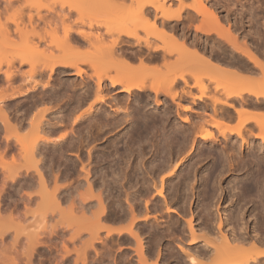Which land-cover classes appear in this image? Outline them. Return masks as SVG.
<instances>
[{
  "label": "rangeland",
  "instance_id": "obj_1",
  "mask_svg": "<svg viewBox=\"0 0 264 264\" xmlns=\"http://www.w3.org/2000/svg\"><path fill=\"white\" fill-rule=\"evenodd\" d=\"M23 1V2H22ZM57 0H41L40 1V4L38 5V6H36V7H34V6H28V4L26 3V1H24V0H17V1H14V2H12L11 4L12 5H9L6 1H4V0H0V91L2 92L3 90H4V92H2V93H8V92H10V90H11V88H15L12 92H10V93H8V94H11V93H13V92H17V90H18V92L17 93H20L21 91H25V90H27V88H28V91L29 92H27V95L26 94H20V95H17L16 96V98L14 97V98H11V99H7L6 101H5V104L7 105H5V109H7V110H10V111H7V112H9L8 114H9V116L11 117V120L10 121H12L11 123L12 124H18V127L19 128H21L20 130L19 129H17L16 131H18L20 134V137H22L21 135H23V133L25 132V131H29V127H30V120L29 119H31L32 117H39V115H40V113H41V111H42V114H43V116H42V114L40 115V116H42L44 119H42V121H41V124L42 123H44L45 121H47L48 122V119L50 120L49 122L52 124L53 122V125L51 126L52 128L54 127V128H57L56 129V132L58 133V135H60V133H67V132H69V130H70V132L69 133H67V134H72L73 135V137H72V139H74V140H70V144H68L69 143V141L67 142V143H59L58 141H56V139H54V141H56L55 143H51V142H49L50 144H48V145H45V143H41V144H39L38 146L40 147H38V149H37V143L39 142V140L38 141H36L35 143L34 142H32V144H33V147L30 145V140H31V137L32 138H36L37 136L36 135H34V136H32L31 134H32V131H29V132H27V134L28 133H30L29 135H30V137L28 136V140H27V142H26V140L24 141V135H23V137H22V139H18V138H20V137H18L17 136V139L19 140H17V142H15V143H18V144H15L14 142H13V140L15 141L16 139H14L15 137H16V134H15V130H14V134L13 133H7V132H10V131H13L12 129H8L7 128V126H6V124L4 123V121H1L0 120V191H1V188H2V186H3V190L1 191V192H3V194L1 193V195L3 196L2 197V202H3V207L6 209V210H4V211H1V214H4L3 216H5L6 218H8L7 216V214L9 213L10 214V212L11 211H9L8 209H11V208H13V199L14 198H16V199H18V198H20L22 195H24L25 193L24 192H26V191H24V189H23V191H20V194H19V192H18V194L15 192V195H14V192H11L13 189L15 190V187H14V182L13 181H9L10 179H7V173H6V171H7V169H5L7 166L8 167H12V166H22L23 165V167H21L22 169L23 168H25L26 169V167H29L30 165H31V162L28 160V158H26L25 156H26V154L28 153L27 151H24V150H26V147L25 146H28V148L30 147V149H32V150H36V153H37V155H39L40 153H38V151L39 152H41V150L42 149H44L46 152H44V150H43V152L40 154V163H39V165H40V167L42 166V169H43V171H45L46 170V172H49L50 170H52V171H50L51 173L53 172V175L55 174V172L57 171V170H60V171H57V176H58V181H59V183H61L64 187L66 186V187H70V190L69 191H71V192H73V194L71 193V195L70 196H72V197H70V199L69 198H67V199H69V201L68 200H64V202H62V200H61V203H60V207H57L55 204V206L54 205H52L51 206V203L48 205V208H47V210L45 209V211H47L46 212V216H45V212H44V216L46 217V219H44L45 217H43V219H41L42 221L40 222V225H41V227H40V225H34L33 223H34V219L33 218H31V219H27L26 220V214H28V213H26L25 214V212H27L26 210H25V212L23 213V215H21V213L24 211L23 210V208H24V204L22 205V201H18V204H19V206H18V208H17V210L18 209H20L21 210V205L23 206L22 207V211H21V213H20V211L18 210V211H14V212H18V213H13V219H16L17 217V219L15 220V223L14 222H9V220H8V222H9V224H8V222H7V219L5 218V221H1V220H4V219H1L0 218V232H2V233H4L5 235H4V240H5V242H4V244L6 243L7 245H9V247H10V245L11 244H9V243H12L13 244V242H16V241H13L12 239H13V237H15V235L17 234V230L19 229V228H21V229H19L18 231H20V230H22L21 232H22V234H24L23 233V231L25 232H27V230H31V229H33V230H38L39 229V227H40V230H38V234H39V232H41L40 234H39V236L38 237H40L41 235H42V237H40L39 239L40 240H43L42 241V244H40L39 243V245L38 246H36V249H35V253H34V255L32 256L33 257V262L32 263H30V264H110V263H114V264H138L137 263V261H136V258H137V256H136V251L134 252V250H135V248H134V245H133V243L135 242V241H130L129 239H131V236L129 237V236H127V233H125L126 234V236L124 235V236H120V234H117V232L115 233V232H113V234L112 235H110V234H108L109 236H107L106 234L108 233L107 232V230H105V228H100V230H97V229H95V228H97L96 226L98 225V228H99V224H104V223H106V224H112L111 226H114L115 224H117V223H120V224H122L123 226H126V223H127V221L129 220H127L126 218H130L131 219V216L129 215V212H127V211H130V210H128V209H130V205L131 204H133L132 206H134L135 207V205H134V202L136 203V199H137V194H136V191H137V189L139 190H141V185H143V184H147V180H149V182H150V187H152V185H153V187L152 188H150L149 189V192H147V190H144V192L142 193V201H141V203H144L145 201V199H147V197H146V194L148 195V199L150 198V201L152 200L153 202H157V203H159L160 204V202L162 203L163 201H165L164 200V198L162 199V196L160 197V195L158 194V193H156L157 192V190L156 189H160V187H161V178H160V175H162V176H164L165 175V177L168 175V173H169V171H170V167H173V165L175 164V163H177V162H179V163H181L182 165L180 166V168H179V170H178V172L179 173H182L183 175H185L184 174V172H186V176H184V178H183V175L181 176V177H179L180 176V174L177 172L176 173V175L174 174V175H172L171 177L169 176H167V179H166V181H168V182H166V184H165V188H166V186H167V188L166 189H164V191H165V193H166V197L168 198V200H167V203L169 204V206H171V207H174V209H177V211H178V213H180V214H178L177 212H171V213H173L172 215H171V213L170 212H166V210H164V207H165V209H166V205H165V203H166V201H165V203H164V205L162 206L163 208H161V207H159V208H161V210L159 209V211H158V209L157 210H154V212H155V214H157V213H159V215L157 214V216L156 217H158V218H156L155 220H157V221H159L157 224L159 225L158 226V232L157 231H155V233H156V236L155 237H157V236H159L160 237V235L161 234H163L165 237H163V239L161 240V243H159L160 245L158 246L159 248H158V250L160 251H158L157 253H158V256L156 255V259H154V257L153 258H151L152 256H154L153 254L154 253H152V251L151 250H149V253H147V254H149L148 255V260H150V261H148L150 264H158L159 262H158V260L160 261V259H162V257H164L165 255L164 254H166V256L170 253H166L167 251H170L169 249V246H170V244L168 245V247H165V245L166 244H168L170 241H172L173 242V245L176 247H174L173 245H172V242H170L171 243V245H172V247H171V249L173 248H175L176 250H177V248H178V252L181 254V253H183L184 252V250L186 251V249H188L189 247H190V243H191V241L190 242H188V244H187V240L189 239L190 240V238H189V236H191V239H192V235H187V233H189L190 231V229H188V227H185L186 225H187V221L185 222V219H181V218H189L188 216V213L190 212H194V214L196 213L197 214V212H198V210H199V208H198V206L200 207V200L198 199V188L200 187V183H201V180H200V178H198V177H201L200 176V173H201V169L196 173L195 172V168H196V166H195V168H190V173H189V176H188V170H189V166L191 167V165L190 164H188V163H190L189 162V160H188V152L187 151H189L188 150V148L190 149L191 148V141L192 140H189L190 142L188 143V144H190V145H186V148H187V151H186V149H185V153H183V154H180L179 155V153L177 152V151H175V149H173L174 151L170 154V155H172V156H170V155H168L169 153H168V149H166L165 151H167L166 153H164V154H167L166 156H169V157H166V162H168L167 164H168V166L166 165V167H163L162 169H164L163 171L162 170H156V171H154V170H152L151 169V163H153V162H155V163H159V160H160V157H159V155H164L163 153H162V151H161V149H162V147H164V145H163V143L160 141V136H159V133H160V130L159 129H155L154 128V130L152 129V127H150V126H152V119H154L155 117L157 118V116H158V118H157V120L159 119V118H161L160 116V113L162 114V115H167L166 117L168 118H165V116H163L164 118H165V121H167L166 123H165V125H164V130H166L168 127L170 128V126H171V124H172V126L174 125V126H176V125H178L180 128H181V126L179 125V123L180 124H183V126H182V128H184L185 127V125L184 124H186V125H188V123L187 122H184V121H182V120H180V115H181V117H185V116H183V115H186V116H188L189 118H191L192 119V117H194V116H192L191 114H195L196 115V109L198 110L199 109V107L198 106H196V105H194V104H192L193 106V108H194V110L193 111H185V110H182L181 108H179L178 107V105H177V103L176 102H178V100H180L179 102H182V103H184V104H187L188 102L186 101V100H184L182 97V99L180 98V96H177L176 98H175V102L174 101H172L170 98H168L165 94H159L158 95V98H160L161 100H162V103H160V105H154V101H155V94H153V92L152 91H150V90H145V91H138V90H136V91H134L132 94H130L129 96L128 95H121V94H116L117 93V91L118 90H116V88H111V90H109V88H106V89H104V91L105 90H109V92H108V90H107V93L106 92H104L103 91V80H102V82H101V84H100V89L101 90H99V91H96V89L98 88V87H96L97 86V84H95V83H97L96 81H97V78H96V74L97 73H103V71H102V69H103V61H101L103 58H102V56H101V54L99 55H96L97 54V52H96V49H92V47L93 46H90V44H87V46H86V44H84V45H81V47H80V50L79 49H77L78 47L75 45V48L72 46V49H70V50H68V51H65L64 53V55H67V54H69V55H73V54H79V56H80V58L82 59V58H86L87 57V55H88V52L89 51H91V49H92V51H94V52H92V53H95L94 55H96L97 57H95L94 55V61H96L95 63H96V68L94 69L91 65H89V64H84V63H82L81 61L79 62L80 63V67L81 68H83V70H84V73L81 75V76H77V75H75L73 72H74V70H72V69H70V68H64V67H60V68H56V71L55 72H52L51 73V75H50V71H49V69H47V68H45V65L44 64H46V62L45 63H43V61H45V59H47V58H54L55 56H59V55H63V51L64 50H62L61 51V49L60 50H58L59 48H57L56 46H57V44L52 40V39H56L57 38V36H59V37H63L64 36V31H65V28L66 27H68L69 25L71 26V25H73V27H75V28H79V29H86V31H90L91 33H92V31H93V34H95V35H97L98 34V30H99V35L101 36L99 39H103V37L102 36H106L105 38L107 39V37H108V40L109 39H111L110 37L112 36V35H106L105 34V32L104 31H106V29H107V20H111V22L113 23V22H115V19L116 18H122V20L123 19H127L126 21V24H127V27L129 28V29H131V30H135L136 32H137V34H138V36H140V37H143V38H145V37H147V38H149V39H151V40H155V42L156 43H158V44H163V46H170L171 45V43L174 41H170V40H172L171 38H173L171 35H170V33H168V32H165L166 34H163V33H161L160 31H159V29L157 30V29H155V28H152L151 27V23L153 22V18L151 19V17L152 16H150V15H148L147 14V16H146V14L145 13H143V14H136V15H134V13H132L129 9V7H132V10L134 9V8H136V6H137V2L135 1V0H115V3L113 2V4H116V6L115 7H117V10L119 9H124L125 8V10L123 11V10H120L121 12L123 11V13L122 14H120V12H119V10L116 12L115 10V13L113 14V13H111V11L113 10L112 8H110V9H112L111 11H102L103 12V14L101 13V15L100 16H96V14L98 15V12H99V10L96 12L95 11V9H92V10H85V11H82V13H78V11H73V10H70V9H68V7L67 6H65V7H63V8H65L66 10H62V6H61V4L59 3V1L58 2H56ZM118 1V2H117ZM185 5H190V4H192V3H194L195 5H197L198 4V2L197 1H194V0H181ZM204 1V4L205 5H207L210 9H212L213 11H214V13L217 15V17H218V23H216V25L214 24V22L213 23H209V25L208 26H210V27H207V25H206V20H208V19H211V18H208V19H206V15L207 14H205V18L202 16V15H200V14H198L197 13V15L194 17L195 19H193V23H192V21H191V23H189L188 24V22H187V19L185 18V14H186V12H184L183 13V15H184V19L179 23V25H178V27L180 28L179 29V32H181V31H185V34L181 37V38H184V39H181V38H179V39H181V40H183L184 41V45H186L187 47H189V49L190 50H194V49H196L195 48V46L194 45H192L191 46V44L189 45L188 44V41L187 40H189L191 37L193 38L194 37V32H196V33H199V35H201L202 33L201 32H197V30H196V26L197 25H201L203 22L205 23L204 25H206V27L207 28H213V30H214V28H216V30H214L213 32H212V34H211V36L209 37V38H211V39H208L207 37L208 36H206L207 34H205V36L204 35H202V36H197V41L201 44V45H204L205 44V50L203 49V48H201V49H203L202 51H204V54L203 55H209L210 56V59H212V60H216V57H217V61L219 60L220 61V63H222L223 65H224V67H226V66H229V67H227L228 69L229 68H232L233 66L232 65H234V69L236 68V65H238L240 68L239 69H237L238 68V66H237V68H236V70H241V72L239 73V79H238V81H236L235 82V84H237L238 86L239 85H241V82L242 81H244V80H242V81H240L242 78H243V76L245 77V79L247 78V77H249V75H250V77L248 78V83H250V82H252L251 80L252 79H254V82L257 80L256 78H260L261 76H262V78H261V80H263V77H264V70H263V68H264V66H263V68L261 69L260 67V69L258 68V66H257V68H256V66H254L253 65V63H251V65L250 66H247V68L246 67H243V66H245V65H243V66H240V65H242V63L240 64L238 61H236V59L237 58H233V57H231V53L233 52V50H231L232 48H231V46L227 43L226 45L224 44H222L223 46H225L224 48H223V46L220 44V42H218V38L220 39V36H217L216 34H217V32L215 33V31H220L221 32V34L222 33H224V36H228V38H230V39H232V42H234L235 44H236V46H237V48H239V49H246V48H248V47H253V49L255 50V51H257L258 52V54H259V57L262 59V61L261 62H263L262 64H264V0H227V1H223V0H221L222 2L220 3V0L219 1H215L213 4L211 3V2H213V0H211L210 2H207V0H203ZM111 2V3H112ZM217 2H219V5H218V7H217ZM223 2H225V3H223ZM8 5H7V4ZM25 3V4H24ZM110 3V4H111ZM165 3L166 4H168V3H171L170 5H171V7H173V8H176V7H178L180 4H181V2H180V0H165ZM207 3V4H206ZM215 3H217V4H215ZM105 3H103V5H104ZM109 4V3H108ZM212 4V5H211ZM215 4V5H214ZM224 4V5H223ZM228 4V5H227ZM231 4V5H230ZM221 5V6H220ZM225 5H227V6H225ZM230 5V6H229ZM113 6V5H112ZM120 6H122L121 8H120ZM104 7V6H103ZM108 7H110V6H108ZM124 7V8H123ZM213 7H216L215 8V10L213 9ZM225 7V8H224ZM129 8V9H128ZM229 8V9H228ZM230 8H232V9H230ZM40 10V15H41V18H39L38 16H37V12L36 11H38V10ZM91 9V8H90ZM107 9V8H106ZM187 10H188V8H186ZM241 9V10H240ZM249 9V10H248ZM220 10V11H219ZM228 11V12H227ZM241 11V12H240ZM66 12H68V15H67V13ZM69 12H71V14H69ZM83 12H84V14H83ZM119 12V13H118ZM229 13V14H226V13ZM239 12V13H238ZM244 15H243V14ZM255 13V14H254ZM30 14H33V17H34V23L33 24H35V27L34 28H36V30H34L35 31V36H37V38L35 39V38H33L32 37V39L33 40H38V39H40L39 38V36L37 35L38 33L40 34V35H42V37L44 36L45 37V39H46V41L44 40V42L43 41H36L37 43L38 42H40V43H38V45L40 44V46H38V52L37 53H33L34 55H35V57L32 55V57H30L29 56V59L31 60L30 62H32V60H33V63H29V61H27L26 60V58H25V53H24V51H22L21 50V45L20 44H22L23 43V39H24V34H25V31L26 30H32V28H31V25H29L30 24V22H29V19H30ZM95 14V15H94ZM196 14V13H195ZM209 14V13H208ZM211 14V13H210ZM214 14V15H215ZM223 14H226V16H227V19L228 20H233L234 21V18H235V22L237 23V24H239L238 26L240 27V29H239V27H237L238 29H239V31L240 32H238L237 33V31L235 30V29H233L232 27H231V25L223 18ZM240 14V15H239ZM135 17H134V16ZM223 15V16H222ZM81 16V17H80ZM134 17V18H133ZM223 19V20H221V18ZM241 17H243V18H241ZM132 18V20H130ZM80 19H83V21L81 22V21H79ZM206 19V20H205ZM237 19V20H236ZM155 20H157V23H161V19H155ZM214 20V19H213ZM212 20V21H213ZM220 20V21H219ZM225 20V21H224ZM231 20V21H232ZM239 20H241L242 22H244V23H242L241 24V21H239ZM247 20V21H246ZM116 21H118L117 19H116ZM132 21V22H131ZM223 21V22H222ZM176 21H172V22H170V24H173V23H175ZM207 22H209V20L207 21ZM211 22V21H210ZM240 22V23H239ZM249 22V23H248ZM90 23H93L94 24V28H93V30L89 27V24ZM100 23V24H99ZM229 25H228V24ZM246 23V24H245ZM260 23H261V25H260ZM250 26H249V25ZM221 25H223V27L221 26ZM229 27H228V26ZM244 25V26H243ZM34 26V25H33ZM190 26V27H189ZM253 26V27H252ZM91 30H90V29ZM189 28V29H188ZM211 28V29H212ZM225 28V29H224ZM226 28H227V30H226ZM183 29V30H182ZM226 30V32L228 33V29H230V33H232V36H231V34L229 33V35H227V34H225V32H223L224 30ZM251 29V30H250ZM252 29H255V31L254 30H252ZM223 30V31H222ZM246 30H248L247 32L249 33V31H251L250 32V34H249V36L248 35H244V32H246ZM244 31V32H243ZM189 32V33H188ZM210 32V33H211ZM242 32H243V34H242ZM56 33L58 34L57 36H56ZM102 35H101V34ZM186 33H187V35H188V37H186ZM206 33V32H205ZM210 33L208 32V34L210 35ZM214 33V34H213ZM237 33V34H236ZM252 33V34H251ZM255 33V34H254ZM192 34V35H191ZM236 34V35H235ZM240 34V35H239ZM245 34H247V33H245ZM170 35V36H169ZM217 37H216V36ZM263 35V36H262ZM34 36V37H35ZM247 36V37H246ZM51 37H54V38H52L51 39ZM171 37V38H170ZM235 37V38H234ZM207 38V39H206ZM222 38V37H221ZM242 38V41L244 42V43H240V41L241 40H239V39H241ZM105 39V40H106ZM202 39V40H201ZM108 40H106V41H108ZM181 40H177V42H175L174 41V43H179L178 41H180V43L182 42ZM204 40V41H203ZM213 40V41H212ZM224 40V39H223ZM239 40V41H238ZM54 43H53V42ZM98 41V40H97ZM103 40H99L98 42L100 43V42H102ZM167 41V42H166ZM190 41V40H189ZM225 41V40H224ZM98 42H97V44H98ZM171 42V43H170ZM207 42V43H206ZM42 43V44H41ZM170 43V44H169ZM179 43V44H180ZM209 43H210V45H209ZM218 43V44H217ZM240 43V45H238V44ZM103 44V43H102ZM102 44H99V45H102ZM179 44H177V45H179ZM211 44H213V45H211ZM54 45H56V46H54ZM88 45H89V47H88ZM175 44H173V46H174ZM227 45H229V46H227ZM244 45V46H243ZM83 46V47H82ZM94 46H96V44L94 45ZM172 46V47H173ZM176 46V45H175ZM221 48H223V49H221ZM242 46H243V48H242ZM77 47V48H76ZM187 47H186V49H187ZM219 47V48H218ZM227 47V49H225ZM228 47H230V48H228ZM244 47H246V48H244ZM91 48V49H90ZM94 48V47H93ZM95 48H97V46L95 47ZM90 49V50H89ZM189 49H187V50H189ZM211 49H212V51H211ZM218 49V50H217ZM221 49V50H220ZM183 50H185V49H183ZM186 50V51H187ZM219 50H220V52H219ZM227 50V51H226ZM74 51V52H73ZM77 51V52H76ZM86 51H88V52H86ZM215 51V52H214ZM218 51V52H217ZM24 54H23V53ZM85 52H86V54H85ZM182 52H184V51H182ZM187 52H189V51H187ZM197 52H199L198 50H197ZM227 52H229V53H227ZM91 53V54H92ZM201 53V52H200ZM226 53H227V56H226ZM90 54V55H91ZM188 54V53H187ZM187 54L186 53H184L183 55H186V59L187 60H185L184 61V63H186V66H185V71H187V70H189V69H186L189 65H190V67H192V65L194 66L193 67V69H190L191 70V72L192 73H194V74H197L196 75V77H200L199 79H200V82L199 83H201V82H203V83H205V84H207L211 89L209 90V92L208 93H210V94H212L213 92H214V90H215V86L217 85V78L219 77V75L220 74H218V73H216L217 71H219V70H217L216 71V69H215V67H214V69H212L213 68V66H212V68H211V61H210V65H209V63H207V61L206 62H204V64H203V60L201 61V58H200V60H198V63H201L202 62V65H200L199 66V64H197V61H195L196 62V64L194 63V62H191L192 64H190V62H189V60L190 59H192V56L189 58V57H187ZM90 55H88V57L90 56ZM222 55V56H221ZM225 55V56H224ZM229 55V56H228ZM99 56V57H98ZM177 56V55H176ZM176 56L174 55L173 57L172 56H169V58H173L171 61H173L174 60V58L176 59ZM214 56V57H213ZM224 56V57H223ZM233 56V55H232ZM19 57H21V58H23V59H25V61L23 62V59H20ZM198 57V56H197ZM196 57V59H199V58H197ZM205 57H207V56H205ZM221 57V58H220ZM32 58V59H31ZM95 58H96V60H95ZM97 58H98V61L99 62H97ZM100 58V59H99ZM102 58V59H101ZM215 58V59H214ZM87 59V58H86ZM195 59V58H194ZM195 59V60H196ZM228 59H230V61H231V65L229 64V62H227L228 64H226V60H228ZM34 60H35V63H34ZM225 60V61H224ZM234 60V61H233ZM26 61H27V63H26ZM138 61L139 60H135V61H133L131 64H133V66H134V63L136 62V64L138 63ZM147 60H145V64L144 65H142V66H145V67H147V68H145V67H142L143 69H148V68H152L151 70H153L154 69V71H155V69L157 70V71H160V73H162L161 71H164L163 73H167L168 74V69H166V67L167 66H165L163 63L162 64H159V63H157L156 65H158V66H156V65H154L153 63H151V62H146ZM191 61V60H190ZM229 61V60H228ZM48 62V61H47ZM224 62H225V64H224ZM189 63V64H188ZM207 63V64H206ZM237 63H239V64H237ZM100 66H99V65ZM102 64V65H101ZM139 64H141V62L139 63ZM148 64V65H147ZM149 64H151V65H153V67L151 66V65H149ZM44 65V66H43ZM188 65V66H187ZM197 65H198V67H199V69H202V70H204L205 72L206 71H208L207 73L209 74V72H211V71H213V72H211L210 73V75L212 76L213 75V73H215V74H217V76L214 74V80H210V79H213V78H210V77H207V73H205L206 74V76H205V74H204V71L202 72L201 70L199 71L198 70V68H197ZM34 66V67H33ZM99 66V67H98ZM136 66V65H135ZM134 66V67H135ZM151 66V67H150ZM155 66V67H154ZM232 66V67H231ZM252 66V68H250ZM137 67H138V64H137ZM157 67V68H156ZM200 67H202V68H200ZM205 67H206V69H205ZM136 68V67H135ZM141 68V69H142ZM161 68H163V70L161 69ZM189 68V67H188ZM208 68H209V70H208ZM226 68V69H227ZM232 68V70H234ZM244 68H246V70L244 69ZM249 68V69H248ZM19 69V70H18ZM142 69V74L143 75H145L146 73H148V71L147 70H145V71H147V72H145L144 70ZM166 69V70H165ZM225 69V68H224ZM248 69V70H247ZM31 70H34L35 72H34V74H33V78L37 81V82H35V80H32L33 78L30 76V75H28V72L29 71H31ZM151 70H149L150 72H149V74H151L152 75V72H151ZM190 70H189V72L187 71L186 73V76L188 77V79H189V81L191 80V83H194V82H192V80L193 81H195L196 82V79H194V77H193V75H191V72H190ZM198 70V71H197ZM14 73H13V72ZM17 71V72H16ZM28 71V72H27ZM66 71V72H65ZM195 71V72H194ZM215 71V72H214ZM229 70H227L226 72L225 71H223V72H221V74L223 75V73H224V76H222V78L223 77H225V75H226V73L228 72ZM262 71V72H261ZM7 72H12L14 75H13V78H12V80L9 82V81H7V79H6V77H4V76H6V74L5 75H3L4 73H7ZM70 72V73H69ZM115 71H112V73H114ZM145 72V73H144ZM198 72V73H197ZM202 72V74H204V76H202V75H200V73ZM237 72H239V71H237ZM247 72V73H246ZM18 73V74H17ZM26 73V75H24V74ZM111 73V74H112ZM154 73V72H153ZM158 73V72H157ZM190 73V75H188ZM232 72H230L229 73V75L228 76H231L232 78H235V74H231ZM246 73V74H245ZM22 74V75H21ZM36 74V75H35ZM40 74V75H39ZM148 74V75H149ZM167 74H164L165 76L167 75ZM228 74V73H227ZM231 74V75H230ZM242 74H245V75H243L242 76ZM21 75V76H20ZM49 75L51 76V77H49ZM53 75V76H52ZM150 75V76H151ZM199 75V76H198ZM238 75V74H237ZM160 76V75H159ZM201 76H202V78H201ZM209 76V75H208ZM221 76V75H220ZM27 78L28 77V80L27 79H25V78ZM155 77V76H154ZM226 77H227V75H226ZM29 78H30V80H31V82H30V80H29ZM147 78H149V81L147 80ZM146 78V81H148L147 82V84L149 83V84H151V80L152 81H155V80H153L152 79V77H151V79H150V77L148 76ZM160 78V77H159ZM192 78V79H191ZM197 78V80H199ZM209 78V79H208ZM221 78V79H222ZM230 79V77H228V79H230L232 82L231 83H233L234 81H233V79ZM15 79V80H14ZM204 79V80H203ZM225 79V78H224ZM2 80V81H1ZM6 80V81H5ZM206 80H208V81H206ZM260 80V79H259ZM63 81V82H62ZM222 81H224V80H222ZM229 81V80H228ZM227 81V82H228ZM246 81V80H245ZM244 81V82H245ZM264 81V80H263ZM47 82H49V83H47ZM211 82V83H210ZM213 82V83H212ZM259 83H260V81H258ZM7 83H10V85L8 84L7 85ZM107 83H108V81H107ZM264 83V82H263ZM6 84V85H5ZM35 84H37V87L35 88V89H32V87L35 85ZM44 84H46V85H44ZM68 84V85H67ZM104 84H106V80L104 81ZM210 84V85H209ZM226 84H230V83H226ZM244 84V83H243ZM246 84V83H245ZM255 84V86H258V85H256V82L254 83ZM262 84V83H261ZM13 87H12V86ZM44 85V86H43ZM55 85V86H54ZM233 85V84H232ZM253 85V84H252ZM263 85V84H262ZM11 86V87H10ZM16 86V87H15ZM41 86V87H40ZM43 86V87H42ZM46 86V87H45ZM74 88H73V87ZM86 86V87H85ZM212 86H213V88H212ZM243 86V85H242ZM245 86V85H244ZM5 87V88H4ZM8 88V92H6L5 91V89L7 90V88ZM59 87V88H58ZM180 86H178L177 87V90H178V88H179ZM18 88V89H17ZM29 88H30V90H29ZM40 88H41V90H40ZM43 88V89H42ZM45 88V89H44ZM53 88V89H52ZM55 88V89H54ZM67 90H66V89ZM70 88V89H69ZM88 90H87V89ZM96 88V89H95ZM208 88V87H207ZM37 89V90H36ZM89 89H91L90 91H89ZM113 89V90H112ZM117 89H119V87L117 88ZM194 91H196L197 93H198V91H197V87L195 88L194 87ZM38 90H40V91H38ZM43 90V91H42ZM47 90V91H46ZM49 90L50 91H52V92H50V95H51V97H49V96H47V94H49ZM55 90V91H54ZM66 90V91H65ZM211 90H212V92H211ZM20 91V92H19ZM83 91V92H82ZM87 91H88V93H87ZM110 91H111V94H112V96H110V97H112V99L113 100H111L110 102H108V100H109V98H107V95H110V94H108V93H110ZM43 92V93H42ZM44 92H46L45 93V96H44ZM57 93V94H55V96H57V97H55V96H53L54 95V93ZM65 92V93H64ZM76 92V93H75ZM85 92V93H84ZM95 92V93H94ZM97 92V93H96ZM101 95H103V94H107L106 95V102L107 103H109V104H103V101H100V103H99V101H97V97H99L100 96V94ZM102 92V93H101ZM28 93H30V94H28ZM32 93V94H31ZM69 93L71 94V95H69ZM75 93V94H74ZM80 93V94H79ZM84 93V94H83ZM215 93V92H214ZM1 94V93H0ZM66 94V95H65ZM97 94V95H96ZM99 94V95H98ZM41 95H43L44 97H42L43 99H41V97L40 96ZM79 95H80V97H79ZM89 95V96H88ZM215 95V94H214ZM26 96V97H25ZM32 96V97H31ZM36 96V97H35ZM60 96V97H59ZM117 96V97H116ZM166 96V97H165ZM35 97V99H32V98H34ZM38 97V98H37ZM53 97V98H52ZM66 97V98H65ZM84 97V98H83ZM89 97V98H88ZM117 98L118 100L116 101V99H114V98ZM122 97V98H121ZM123 97H124V100H123ZM48 98V99H47ZM70 98V99H69ZM136 98V99H135ZM146 98V99H145ZM26 99V100H25ZM28 99V100H27ZM61 99V100H60ZM63 99V100H62ZM75 99V100H74ZM84 99V100H83ZM108 99V100H107ZM177 99V100H176ZM39 100V101H38ZM41 100H45V101H41ZM53 100V101H52ZM55 100H57V101H55ZM87 102H86V101ZM96 100V101H95ZM122 102H121V101ZM126 100V101H125ZM14 101V102H13ZM35 101H37V103H35ZM41 101V102H40ZM49 101H51V102H49ZM55 101V102H54ZM83 101V102H82ZM113 101H115L116 103L118 102V105H119V103L120 104H122V106H118L116 103V105L114 104V102ZM133 101H135L134 102V105L132 104L133 103ZM136 101H138V102H136ZM144 101V102H143ZM18 102V103H17ZM78 102H80V104H77ZM86 102V103H85ZM112 102V103H111ZM34 103V104H33ZM76 103V104H75ZM94 103V104H93ZM136 103H137V105H136ZM146 103V104H145ZM148 103V104H147ZM28 104V110H27V105ZM37 104V105H36ZM71 104H72V106H71ZM73 104L77 107H75V108H73ZM100 104V105H99ZM114 104V105H113ZM68 105V106H67ZM80 105V106H79ZM105 105V106H104ZM129 105H130V107H129ZM136 105V106H135ZM138 105H139V107H138ZM143 105V106H142ZM150 105V106H149ZM14 106V107H13ZM32 106H33V108H32ZM109 106V107H108ZM168 106H170V107H168ZM191 106V105H190ZM14 109H13V108ZM22 107V108H21ZM40 107V108H39ZM47 107V110L45 111V112H43L45 109H43L42 110V108H46ZM70 107V108H69ZM82 107V108H81ZM113 107H119L118 108V110L117 109H115V108H112ZM125 107H126V109H125ZM133 107V108H132ZM167 107V108H166ZM23 108H24V110H23ZM31 108V109H30ZM49 108H50V110H49ZM91 108V109H90ZM140 108H142V109H140ZM143 108H145V109H143ZM196 108V109H195ZM16 109V110H15ZM26 109V110H25ZM33 109V110H32ZM41 109V110H40ZM60 109V110H59ZM70 109H79V110H77V112L74 110L73 112H74V114L72 113V114H70L71 116H70V118L68 119V121H66V123H65V121L63 122H61V121H59L60 119H59V116L58 115H60V117H62L61 115H62V113H64L65 115H66V113L68 112V111H66V110H69V112H70ZM89 109V110H88ZM103 109H105V110H103ZM121 111H120V110ZM125 109V110H124ZM129 111H128V110ZM161 109V110H160ZM34 110L36 111V112H39V115H35V114H38V113H34ZM85 110H87L86 112H84ZM92 110V111H91ZM94 110V111H93ZM100 110V111H99ZM107 110V111H106ZM115 110H117V111H115ZM146 110V111H145ZM177 110H178V113H177ZM180 110V111H179ZM21 113H20V112ZM25 111H27V113L29 112V116H28V114H26V112ZM52 111V112H51ZM107 112L106 114H105V112ZM119 111V112H118ZM158 111V112H157ZM176 111V112H175ZM15 112H18V113H15ZM49 112H50V114H49ZM68 112V113H69ZM82 112V113H81ZM90 112H91V114H90ZM93 112H94V115H93ZM100 112H102V113H100ZM110 112V114H108ZM123 112V113H122ZM125 112H126V115H125ZM129 112V113H128ZM136 112L138 113V115H141V119L142 120H144V115H146V119H148V121H150L149 123H147L148 121H146V119H145V122L144 121H142V122H139V124H141V125H137V127L136 126H133V124H132V122H131V118H133V115L135 116V115H137L136 114ZM143 112H144V114H143ZM146 112V113H145ZM163 112V113H162ZM168 112V113H167ZM172 112V113H171ZM185 114H184V113ZM261 112H262V110H261ZM31 113H34V114H32L31 115ZM52 113H54V114H52ZM67 113V114H68ZM82 114L83 116L79 119V120H77L76 121V123L74 122V117H75V115H78V114ZM100 113V114H99ZM112 113V114H111ZM132 113H134V114H132ZM156 113V114H155ZM257 113V112H256ZM259 113H260V110H259ZM263 113H264V110H263ZM22 114V115H21ZM63 114V115H64ZM86 114V115H85ZM118 114V115H117ZM176 114V115H175ZM178 114V115H177ZM258 114V113H257ZM30 115H31V117H30ZM35 115V116H34ZM55 115H57L58 116V119L59 120H57V118H56V116ZM73 115V116H72ZM91 115V116H90ZM97 115V116H96ZM101 115H105V116H101ZM109 115V116H108ZM119 115H120V117H124V115H125V117H124V120L122 119V118H120L119 117ZM151 115V116H150ZM191 117H190V116ZM261 115V114H260ZM264 114H262V116H263ZM19 116H21V117H19ZM22 116H23V118H22ZM53 116L55 117V118H53ZM86 116V117H85ZM100 116V117H99ZM117 116V117H116ZM128 116V117H127ZM147 116H149V117H147ZM174 116V117H173ZM262 116H259V117H261L262 118ZM16 117H17V119H16ZM25 117V118H24ZM94 117H96V118H94ZM98 117V118H97ZM137 117V116H136ZM138 117H140V116H138ZM258 117V118H259ZM28 118V119H27ZM46 118V119H45ZM53 118V119H52ZM83 118V119H82ZM91 118V119H90ZM94 118V119H93ZM112 118V119H111ZM117 118L119 119L120 118V120L121 121H118L117 120ZM130 118V119H129ZM155 118V119H156ZM163 118V119H164ZM179 118V119H178ZM23 119V120H22ZM33 119V118H32ZM31 119V120H32ZM55 119V120H54ZM73 121H71V120ZM102 121H101V120ZM114 119V120H113ZM126 119V120H125ZM263 119H264V117H263ZM15 120V121H14ZM16 120H21L20 121V123H18L19 121H16ZM87 122H86V121ZM105 121V123H107V121H108V125L107 124H105V125H103V122ZM113 120V121H112ZM119 123V122H121L120 123V126H118L119 124H114L113 125V123L115 122L116 123V121ZM157 120H155V121H157ZM262 120V119H261ZM29 121V122H28ZM59 121V122H58ZM71 123H70V122ZM90 121V122H89ZM92 121V122H91ZM124 121V122H123ZM171 121V122H170ZM17 122V123H16ZM46 122V123H47ZM55 122H57L58 124L56 125V123ZM94 122H95V124H94ZM161 123V121L160 120H158L156 123ZM234 122H236L235 120H234ZM234 122L232 123V121L230 122V123H232V124H234ZM262 122H263V120H262ZM5 124V126H6V128H5V126H4V124ZM61 123H63L62 125H61ZM70 123V125L71 126H73V124H74V126L73 127H71L70 125H68ZM84 123H87L86 125L84 124ZM88 123H90L89 125H88ZM109 123H110V126L111 125H113V126H111V127H109ZM112 123V124H111ZM144 123H145V125H144ZM175 123V124H174ZM264 123V122H263ZM28 124H30V125H28ZM40 124V125H41ZM54 124H55V126H54ZM92 124V126H90ZM146 124H147V126H146ZM148 124H150V125H148ZM29 127H28V126ZM66 125V126H65ZM85 125V126H84ZM11 126H13V125H11ZM16 127H17V125H15ZM15 126H13V127H15ZM27 126V127H26ZM32 126V125H31ZM68 126V127H67ZM80 126H82V128L80 127ZM103 126H106V127H104L103 128ZM166 126H167V128H166ZM171 126V127H172ZM47 127H50L49 125H47ZM46 127V128H47ZM50 127V128H51ZM67 127V128H66ZM112 127H113V130H112ZM128 127H129V129H128ZM145 127V128H144ZM4 128L5 129H8L7 130V132L4 130ZM25 128V129H24ZM58 128L60 129L59 131H58ZM65 128V129H64ZM73 128V129H72ZM76 128H80V130L79 129H76ZM85 128V129H84ZM100 128V129H99ZM135 128V129H134ZM168 128V129H169ZM23 129V130H22ZM85 130V131H83V130ZM96 129V130H95ZM137 129H141L140 130V132H138L139 130H137ZM151 129V130H150ZM167 129V130H168ZM212 129H214V128H212ZM30 130H31V128H30ZM68 130V131H67ZM104 130V131H103ZM137 132H135V131ZM156 130H158V131H156ZM40 132H41V130H39ZM67 131V132H66ZM72 131H73V133H75V134H73L72 133ZM106 131V132H105ZM111 131V132H110ZM129 131H131V133L132 132H135L134 134L132 133V135L134 136V139H136V140H134L133 139V136H131V137H129V135H127V132H129ZM152 131V132H151ZM169 131V130H168ZM17 132V133H18ZM55 132V133H56ZM81 132V133H80ZM126 132V133H125ZM145 132V133H144ZM159 132V133H158ZM167 132V131H166ZM57 133H56V135H57ZM103 133H104V135H103ZM112 133V134H111ZM130 133V134H131ZM147 133V134H146ZM150 133V134H149ZM154 133H156L155 135H154ZM11 134V135H10ZM24 134H26V132L24 133ZM26 134V135H27ZM33 134H35V132L33 133ZM78 134H80V135H78ZM81 134H84V135H81ZM141 134V135H140ZM142 134H144V135H142ZM6 135V136H9V137H11L10 138V140H11V144L10 145H7V143L5 142L6 140V138L4 137V136ZM18 135V134H17ZM25 135V136H26ZM118 135H120V136H118ZM15 136V137H14ZM39 136V135H38ZM126 136L128 137V139L126 138ZM141 136V137H140ZM147 136V137H146ZM159 136V137H158ZM27 137V136H26ZM80 137V138H79ZM83 137H85V139L83 138ZM117 137V138H116ZM3 138H5V139H3ZM13 138V139H12ZM116 138V139H115ZM130 138V139H129ZM142 138V139H141ZM143 138H144V143H143ZM26 139V138H25ZM40 139V138H39ZM124 139H125V142H124ZM148 139V140H147ZM37 140V139H36ZM77 140V141H76ZM83 140H85L84 142H82ZM129 140V141H128ZM133 140V142L134 143H132V142H130V141H132ZM150 140V141H149ZM158 142H157V141ZM260 139H256V141L258 142ZM33 141H35V140H33ZM82 143H81V142ZM110 141V142H109ZM120 141V142H119ZM139 143H138V142ZM141 141V142H140ZM145 141H148V142H145ZM24 142V143H23ZM53 142V141H52ZM71 142H73L72 143V147L70 146L71 145ZM79 142V143H78ZM119 142V143H118ZM135 142H137V143H135ZM153 142H154V144H153ZM156 142V143H155ZM161 142V143H160ZM14 143V144H13ZM27 145H26V144ZM76 143V144H75ZM113 143H114V145H113ZM121 143V144H120ZM125 143V144H124ZM129 143H131V144H129ZM160 143V144H159ZM166 143V142H165ZM54 144L56 145L57 144V146H58V144L60 145V144H62V145H60V146H63V148L61 147V148H58L57 149V146H54ZM73 144H75V145H73ZM111 144V145H110ZM134 144H135V146H134ZM140 144H141V146H140ZM157 144V145H156ZM198 144H200V140H198ZM207 144V146L210 144V143H206ZM206 144L205 145H202V147H204V146H206ZM222 144H224V143H220L219 145H217L216 147L218 148V147H221L222 146ZM5 145V146H4ZM17 145V146H16ZM35 145V146H34ZM42 145V146H41ZM44 145H45V148H43L44 147ZM51 145H53V146H51ZM66 145H69V146H66ZM82 145V146H81ZM119 145V146H118ZM159 145V146H158ZM160 145H163L162 147H160ZM6 146H7V148H6ZM16 146V147H15ZM112 146H113V148H112ZM117 146V147H116ZM121 146V147H120ZM127 146V147H126ZM207 146H206V148H207ZM20 147V148H19ZM32 147V148H31ZM42 147V148H41ZM75 147V148H74ZM129 147V148H128ZM138 147H142V149H140V148H138ZM144 147V148H143ZM148 147V148H147ZM159 147H160V149H159ZM216 147H215V149H213V150H216ZM27 148V149H28ZM127 148V149H126ZM205 148V147H204ZM203 148V149H204ZM205 148V150H203V151H206L207 149ZM262 149H264V147H261ZM7 149V150H6ZM69 149V150H68ZM76 149V150H75ZM110 149V150H109ZM114 149H116V150H114ZM124 149H125V151H124ZM138 149V150H137ZM157 149V150H156ZM164 149V148H163ZM162 149V150H163ZM247 147H245V152H244V154H245V156L247 155ZM20 150H21V153H20ZM34 150V151H35ZM38 150V151H37ZM62 152H61V151ZM118 150V151H117ZM127 150V151H126ZM131 150V151H130ZM133 150V151H132ZM142 150V151H141ZM151 150V151H150ZM209 150V149H208ZM24 151V152H23ZM58 151V152H57ZM69 151V152H68ZM90 151V152H89ZM114 151V152H113ZM123 151V152H122ZM128 151H129V153H128ZM136 151H138V152H136ZM107 152V153H106ZM109 152V153H108ZM118 152V153H117ZM122 152V153H121ZM141 152H142V154H141ZM144 152V153H143ZM157 152V153H156ZM177 152V153H176ZM26 153V154H25ZM45 153V154H44ZM115 153V154H114ZM117 153V154H116ZM133 153V154H132ZM52 154V155H51ZM108 154V155H107ZM113 154V155H112ZM124 154H126V156H127V158H126V156L124 155ZM185 154V155H184ZM25 155V156H24ZM132 155V156H131ZM136 155V156H135ZM142 155V156H141ZM144 155V156H143ZM147 155V156H146ZM182 155V156H181ZM42 156V157H41ZM60 156V157H59ZM76 156H78L79 157V159L81 158L82 159V161H79V159H77L78 157H76ZM88 156H90V157H88ZM103 156V157H102ZM105 156V157H104ZM122 156V157H121ZM129 156V157H128ZM134 156V157H133ZM137 156H138V158H137ZM140 156H141V158H140ZM165 156V155H164ZM181 156V157H180ZM25 157V158H24ZM38 157V156H37ZM46 157V158H45ZM52 157V158H51ZM74 157V158H73ZM108 157V158H107ZM111 157V158H110ZM116 157V158H115ZM136 157V158H135ZM184 157V158H183ZM44 158V159H43ZM57 158H60V160L59 159H57ZM75 158H76V160H75ZM121 158V159H120ZM124 158L127 160V159H129V160H125V162H124ZM131 158V159H130ZM142 158H145V159H142ZM177 160H179V161H177ZM54 161H53V160ZM72 159V160H71ZM80 159V160H81ZM106 159V160H105ZM113 159V160H112ZM117 161H116V160ZM141 159V160H140ZM48 160H51V161H53V162H49ZM57 160V161H56ZM112 160V161H111ZM139 162H138V161ZM157 160V161H156ZM172 160V161H171ZM187 160V161H186ZM63 161V162H62ZM66 161V162H65ZM119 161H120V164H119ZM142 161V162H141ZM151 161V162H150ZM176 161V162H175ZM182 161V162H181ZM190 161H191V159H190ZM204 161H206L203 165V167H205V166H207L209 163H211V161H212V158H208V159H205ZM203 161V162H204ZM45 162V163H44ZM54 162H56L55 164H54ZM59 162V163H58ZM64 162H65V164H64ZM74 162V164L72 165L71 163H73ZM76 162V163H75ZM80 162H82V164H85V165H82ZM109 162H110V165H109ZM128 162V163H127ZM136 162V163H135ZM147 164H146V163ZM67 163H68V165H67ZM125 163H127L126 165H125ZM149 163H150V165H149ZM170 163H172V164H170ZM44 166H46L45 168L43 167V165ZM46 164V165H45ZM107 164V165H106ZM115 164V165H114ZM118 164V165H117ZM121 164H122V166H121ZM138 164V165H137ZM50 165H51V167L52 168H50ZM58 165V166H57ZM60 165H61V167H60ZM82 165V166H81ZM131 165V166H130ZM140 165H142V166H140ZM57 166V167H56ZM70 166H72L73 167V170H72V167H70ZM114 166V167H113ZM116 166H117V169H116ZM137 166V167H136ZM197 166H199V165H197ZM263 167H264V165H262ZM5 167V168H4ZM48 167V168H47ZM58 167H60V168H58ZM75 167H76V170H75ZM81 167V168H80ZM84 169H83V168ZM104 167H106L105 169H104ZM107 167H108V169H107ZM111 167V168H110ZM120 167V168H119ZM124 169H123V168ZM136 167V168H135ZM139 167V168H138ZM150 167V168H149ZM182 167V168H181ZM47 168V169H46ZM54 168V169H53ZM69 168V169H68ZM89 168V169H88ZM127 168V169H126ZM145 168H146V170H147V168L149 169V171H151V172H149L148 170L146 171L145 170ZM166 168V169H165ZM188 168V169H187ZM3 169H5L4 171H5V176H3L4 175V171H3ZM81 169V170H80ZM89 170V176H88V180L86 179V177H84V175L86 174V172ZM115 169V170H114ZM134 169V170H133ZM167 169H169V170H167ZM183 169L185 170H187V171H183ZM191 169H192V172H191ZM63 170V171H62ZM72 172H71V171ZM87 170V171H86ZM104 170V171H103ZM136 170V171H135ZM138 170V171H137ZM141 170V171H140ZM145 170V171H144ZM23 171H24V169H23ZM32 171V169L29 171V172H31ZM68 171V172H67ZM70 171V172H69ZM79 171H81L82 173H79ZM83 171H84V175H82L83 174ZM106 171V172H105ZM117 171H120V172H117ZM123 171H124V173L126 174H124L123 173ZM126 171V172H125ZM164 171H167V173L166 172H164ZM45 172V173H46ZM49 172V173H50ZM67 172V175H65V173ZM102 172V173H101ZM114 172V173H113ZM130 172V173H129ZM137 172V173H136ZM194 172L196 173V175L194 174ZM32 173V172H31ZM49 173H47V175H50ZM71 173H72V175H71ZM78 173V174H77ZM109 173V174H108ZM113 173V175H111ZM143 175H142V174ZM146 173V174H145ZM157 173V174H156ZM159 173V174H158ZM164 173V174H163ZM25 174V173H24ZM28 173H26L25 175H27ZM63 174V175H62ZM103 174H104V176H103ZM117 174H118V176H117ZM120 174V175H119ZM128 174V175H127ZM138 174V175H137ZM150 174H152V175H150ZM52 175V180L54 179V176ZM70 175V176H69ZM77 175H80V177L81 178H79V176H77ZM122 175V176H121ZM132 175V176H131ZM136 175V176H135ZM141 175L144 177H142L141 178ZM146 177H145V176ZM149 175V176H148ZM197 175H198V177H197ZM63 176L65 177H67V178H64L63 179ZM76 178H75V177ZM110 176V177H109ZM112 176V177H111ZM119 176H121V178H119ZM128 176V177H127ZM140 176V177H139ZM161 176V177H162ZM190 176H192V177H190ZM233 176H235L234 174H229V176H227V178L225 179V181H223V184L224 185H226L227 183L226 182H228L227 180L229 179L230 180V177L232 178ZM3 177H6V179L4 180L3 179ZM35 177H36V175H35ZM50 177H51V175L49 176V179H50ZM62 177V178H61ZM102 177V178H101ZM103 177H105V178H103ZM114 177V178H113ZM118 177V178H117ZM150 177V178H149ZM153 177H156V178H153ZM158 177V178H157ZM175 177H177V179L175 178ZM188 179H187V178ZM37 178V177H36ZM79 178V179H78ZM82 178H85V179H82ZM141 180H140V179ZM160 178V179H159ZM171 178V179H170ZM61 179H63L62 181H61ZM93 179V180H92ZM104 179V180H103ZM106 179V180H105ZM111 179L115 182H113V181H111ZM121 179H123V180H121ZM144 179V180H143ZM155 179H156V182H160V183H156L155 182ZM159 179V180H158ZM183 179H185L187 182H188V186H186L187 185V183H186V185L185 184H183ZM199 179V180H198ZM3 180V181H2ZM8 180V181H7ZM36 180V179H35ZM79 180V181H78ZM86 180V181H85ZM90 180V181H89ZM116 180V181H115ZM120 180V181H119ZM139 180H140V182H139ZM145 180L147 181L146 183H144L145 182ZM155 182H153V181ZM175 180V181H174ZM176 180H177V182H176ZM195 180V181H194ZM213 178H212V180H211V182H213ZM4 181H6V182H4ZM61 181V182H60ZM80 181H81V183H80ZM83 181V182H82ZM88 181H89V183L90 184H92L91 186V189L93 190H91V189H89V188H87V183H88ZM92 181V182H91ZM104 181V183H102ZM107 181H108V183H107ZM119 181V182H118ZM130 181V182H129ZM134 181H136V182H134ZM143 182V184H142V182ZM173 181H174V183H173ZM193 181V182H192ZM4 182V183H3ZM52 182H54V181H51V183ZM77 182V185H79V186H77L75 183ZM87 182V183H86ZM111 182V183H110ZM117 182V183H116ZM121 182V183H120ZM125 182V183H124ZM153 182V183H152ZM179 182H182V183H179ZM195 182V183H194ZM7 183V184H6ZM12 183H13V186H12ZM84 183V184H83ZM86 183V184H85ZM110 183V184H109ZM120 183V184H119ZM151 183H152V185H151ZM168 183H170V184H168ZM175 185L176 183V185H179V191H178V193H176V194H178V197H177V195L175 194L174 195V191H173V189H171V186L170 185H172V188H173V184ZM179 183V184H178ZM226 183V184H225ZM3 184H5V185H3ZM54 183H52V185H53ZM66 184V185H65ZM108 184V185H107ZM119 184V185H118ZM121 184H123L125 187H126V189H125V187L122 185V188H121ZM127 184V185H126ZM131 184V185H130ZM133 184V185H132ZM135 184V185H134ZM138 186H137V185ZM157 186H156V185ZM159 184V185H158ZM193 184V185H192ZM51 185V184H50ZM51 185V186H52ZM68 185V186H67ZM82 185V186H81ZM10 186V187H9ZM76 186H77V188H76ZM81 186V187H80ZM105 186V187H104ZM111 188H110V187ZM183 186H186V192H185V190L183 191V195H182V190L184 189L183 188ZM190 186H192V187H190ZM14 187V188H13ZM78 187H80V188H78ZM89 187V186H88ZM108 187H109V189H108ZM128 187V188H127ZM129 187L130 188H133V187H136V188H134L133 190L132 189H129ZM155 187H156V189H155ZM195 187V188H194ZM8 188H9V190H8ZM13 188V189H12ZM72 188V189H71ZM76 188V189H75ZM101 188V189H100ZM189 188H191L192 190H193V188H194V190L192 191L191 189V191H188L189 190ZM197 188V189H196ZM12 189V190H11ZM37 189V188H36ZM35 189V190H36ZM79 189L81 190L80 192H79ZM122 189V190H121ZM153 189H155V190H153ZM7 190V191H6ZM11 190V191H10ZM13 190V191H14ZM25 190H27V192L29 191V189H25ZM73 190V191H72ZM76 190V191H75ZM78 190V191H77ZM89 190H91L92 191V193H91V191H89ZM99 190V191H98ZM109 190V191H108ZM113 190V191H112ZM131 190V191H130ZM168 190V191H167ZM31 191V190H30ZM130 191V192H129ZM146 191V192H145ZM152 191V192H151ZM154 191V192H153ZM156 191V192H155ZM7 192V193H6ZM21 192L23 193V194H21ZM98 192V193H97ZM100 192V193H99ZM105 192V193H104ZM152 194H151V193ZM169 192V193H168ZM173 192V193H172ZM181 192V193H180ZM94 193H96V194H100V197H102V201L104 202V205H105V213L103 214V213H100L101 212V210H100V208L102 207L100 204L98 205V203L99 202H97V199L96 198H98V196L95 198V197H93V195H94ZM126 193V194H125ZM133 193V194H132ZM145 193V194H144ZM171 193V194H170ZM186 193L187 194H189V195H186ZM191 193V194H190ZM9 194H11V195H13L14 196V198L12 199V197L9 195ZM17 194V195H16ZM101 194H103V195H101ZM125 194V195H124ZM26 195V194H25ZM75 195V196H74ZM110 196V197H108V196ZM115 195V196H114ZM130 195V196H129ZM144 195V196H143ZM159 195V196H158ZM191 195V196H190ZM8 196H10V197H8ZM19 196V197H18ZM76 196H77V198H76ZM125 196V197H124ZM128 196V197H127ZM150 196V197H149ZM175 196V197H174ZM186 196H189V198H185ZM78 197H80L79 198V200H78ZM192 197V198H191ZM10 198V199H12V200H8V199ZM38 198V199H37ZM36 198V205L34 204L35 203V201H33V204H32V206H31V204H29V207L31 206V207H33L34 209H36V207L38 206V204H39V197H37ZM74 198V199H73ZM81 198L83 199H86L85 201H83V200H81ZM90 198H92V199H90ZM111 198V199H110ZM135 198V199H134ZM144 198V199H143ZM156 199V200H154V199ZM175 198V199H174ZM6 199V200H5ZM95 199H96V201H95ZM108 199V200H107ZM128 199V200H127ZM159 199V200H158ZM186 199V200H185ZM37 200H38V202H37ZM72 200V201H71ZM132 200V201H131ZM134 200V201H133ZM163 200V201H162ZM8 201H10V202H8ZM68 201V202H67ZM79 201V202H78ZM81 201H82V203H81ZM106 201V202H105ZM111 201V202H110ZM121 201V202H120ZM127 201H129L128 203H126ZM131 201V202H130ZM169 201V202H168ZM172 201V202H171ZM199 201V202H198ZM19 202H21V203H19ZM71 202H75V203H73V206H72V208H74L73 209V211H72V208H70L71 207V205H72V203ZM78 202V203H77ZM86 202V203H88L87 205H86V203H85V205H86V207H85V205H84V203ZM133 202V203H132ZM5 203V204H4ZM7 203H10V207L9 208H6V205H7ZM69 203H71V204H69ZM81 203V204H80ZM92 203V204H91ZM94 203H95V205H94ZM129 203H131V204H129ZM188 203V204H187ZM191 203V204H190ZM21 204V205H20ZM78 204H80V206L78 205ZM107 204V205H106ZM120 204H122V205H120ZM128 204V205H127ZM186 204V205H185ZM12 205V206H11ZM36 206V207H34V206ZM74 205H76V206H74ZM84 205V206H83ZM100 207L99 209H97L98 207ZM144 205V204H143ZM175 205V206H174ZM185 205V208L186 209H188V211H186V209L183 207ZM49 206H51V208H49ZM54 206V207H53ZM84 208V210H83V208ZM187 206V207H186ZM30 207V208H31ZM78 207L80 208H82V209H80V212H79V209H78ZM97 207V208H96ZM108 207H109V209H108ZM121 207V208H120ZM189 207H190V209H189ZM3 208V209H4ZM32 208V209H33ZM55 208H56V211H55ZM77 210H76V209ZM111 208V209H110ZM114 208V209H113ZM179 208H181L180 210H179ZM2 209V210H3ZM25 209V208H24ZM48 209H50V210H48ZM102 209V208H101ZM117 209H119V210H117ZM123 209H124V211H123ZM183 209H185L184 211H183ZM92 210V211H91ZM97 210V211H96ZM116 210H117V212H116ZM191 210V211H190ZM8 211V212H7ZM72 211V212H71ZM76 211V212H75ZM84 211V212H83ZM115 211V212H114ZM127 212V215L125 214V213H120V212ZM152 212H153V209L151 210ZM158 211V212H157ZM163 211H164V213H163ZM180 211V212H179ZM197 211V212H196ZM3 212V213H2ZM5 212H6V214H5ZM52 212H53V214H52ZM74 212V213H73ZM78 212V213H77ZM93 212V213H92ZM94 212H96V213H94ZM98 212V213H97ZM108 212V213H107ZM161 212V213H160ZM186 212V213H185ZM48 213V214H47ZM79 213H82V214H84V215H80ZM91 213V214H90ZM107 213V214H106ZM169 213V214H168ZM189 213V214H190ZM16 214V216L14 217V215ZM19 214L21 215V216H19ZM93 214H94V216H95V219L96 218H98L99 217V215H100V217H99V221L101 222H99L98 221V223L97 222H95V221H97V219L95 220L93 217ZM96 214H97V216H96ZM99 214V215H98ZM106 214V215H105ZM111 215L112 216V214L114 215L113 217H111L110 216V218L108 219H106V217H107V215ZM117 214H121L120 216H124L123 217V219L124 220H118L119 219V215H117ZM126 216H125V215ZM131 215H132V213H130ZM196 214L194 215V217L196 218L195 219V221H194V224H195V227H196V230L198 229L197 227H198V224H197V217L198 216H196ZM31 215V213H29V215L27 216V218L28 217H31L30 216ZM72 215H74V216H72ZM75 215H77V216H75ZM118 217H117V216ZM170 215V216H169ZM173 215H175V216H177L178 218H180L179 219V223H177L178 222V218L175 220V216H173ZM181 215H183L182 217H181ZM2 216V215H1ZM25 218V219H23V217ZM80 216V217H79ZM84 216V217H83ZM165 216H167L166 218H165ZM190 216H192L191 214H190ZM22 217V218H21ZM106 219V220H104V218ZM109 217V216H108ZM115 217H117V219L115 218ZM20 218V219H19ZM112 218H115V219H112ZM171 218H173V219H171ZM110 219H112L111 221H110ZM171 219V220H170ZM26 221V222H24V221ZM43 220H45L44 222H43ZM95 220V221H94ZM114 220V221H113ZM117 221V223H116V221ZM127 220V221H126ZM173 220H174V222H173ZM197 220V221H196ZM19 221H20V224L21 225H19L20 227H18V226H13V224L15 225H18V223H19ZM23 221V222H22ZM125 221H126V223H125ZM168 221V222H167ZM173 223H172V222ZM177 221V222H176ZM180 221H181V223H180ZM111 222V223H110ZM114 222V223H113ZM122 222V223H121ZM130 222H131V220H130ZM152 222H154L155 223V221L153 220ZM10 223H12L11 225L13 226V228L12 229H10L9 227V225H10ZM96 223V224H95ZM128 223H129V221H128ZM127 223V224H128ZM183 223H186V225H184L183 226ZM46 226H45V225ZM130 224V223H129ZM156 224V223H155ZM162 224H166V225H162ZM168 224H170V226L168 225ZM181 225V227H180V225ZM96 225V226H95ZM179 225V226H178ZM128 226V225H127ZM165 226H166V228H165ZM169 226V227H168ZM16 227H18V229L16 228ZM101 227H103V225L101 226ZM182 227H185L186 228V230H184ZM48 228V229H47ZM164 229L163 231H162V229ZM168 228V229H167ZM171 228H172V230H173V232H171L172 234H170L169 232L170 231H172L171 230ZM179 228H180V230H179ZM17 229V230H16ZM95 229V230H94ZM102 229V230H101ZM104 229V230H103ZM161 231H160V230ZM178 229V230H177ZM181 229H183V231H185V235H184V232L181 230ZM188 229V230H187ZM15 230V231H14ZM35 230V231H36ZM51 230H53V231H51ZM93 230H94V232H93ZM149 230V229H148ZM148 230H145V238L147 239V240H151V238L148 236L149 235V233H148ZM168 230H170V231H168ZM195 230V231H196ZM14 231V232H13ZM174 231H175V235H174ZM178 231V232H177ZM9 232H11V233H9ZM25 232V233H26ZM29 232H31V231H29ZM37 232V231H36ZM50 232V233H49ZM53 234H52V233ZM159 232H161L160 234H157V233H159ZM164 232H165V234H164ZM168 232V233H167ZM180 232H183V233H180ZM198 232V234L200 235L202 232H200V230L199 231H197ZM211 232V234H215V232L213 233V231H209L208 232V234H207V236H209V233ZM14 233V234H13ZM181 235H180V234ZM47 234V235H46ZM48 234H52L51 235V237L48 235ZM95 234V235H94ZM115 234V235H114ZM170 234V235H169ZM196 234V233H195ZM203 234V233H202ZM218 233H216L215 235H214V238H213V236H211L212 238H213V240L212 239H210V240H212V241H214L215 243H216V246H217V243H223V241H220V237L217 235ZM19 237H18V242H16L14 245L16 246V248H15V246L13 247L12 245V247H11V251H8V254H9V252H12L13 253V251H15L14 253H15V258H12V257H14V255H11V254H9L10 255V257H8V256H6L7 257V260H5V255H8L7 254V251L5 250V249H3V250H5L6 251V253H4L3 255H2V257L4 258V260H3V258L1 259V257H0V264H12V260L11 259H15V260H17V262H18V264H29V262L27 263V253H26V256H25V254H24V252L25 251H27V243H28V238H29V236H28V238L26 237V236H24V235H26V234H24V235H19V233L17 234ZM55 236V238H54V236ZM129 235V234H128ZM168 235V236H167ZM174 235V236H173ZM182 235H184V236H182ZM216 235H217V237H216ZM13 236V237H12ZM97 236V237H96ZM112 236V237H111ZM114 236V237H113ZM120 236V237H119ZM162 236V235H161ZM188 238H187V237ZM12 237V238H11ZM125 238V241H126V243H125V241H124V239H122V238ZM170 237V238H169ZM182 237H183V240H182ZM210 237V236H209ZM208 237V238H209ZM216 237V238H215ZM96 238H101V239H97L96 240ZM108 240H107V239ZM114 238V239H113ZM173 238V239H172ZM26 239L28 240L27 242H26ZM51 239H55V241H51ZM104 239H105V242H103L104 241ZM172 239V240H171ZM17 240V239H16ZM34 240V239H33ZM39 240V241H40ZM50 242H49V241ZM118 240V241H117ZM132 240V239H131ZM134 240V239H133ZM222 240V239H221ZM2 240H1V238H0V246H2V247H0V249L1 248H4V246L5 247H7V245L5 244L4 246H3V242H1ZM93 241V243H91ZM120 241H121V243H120ZM123 241V242H122ZM166 241V242H165ZM168 241V242H167ZM217 241H219V242H217ZM30 242V241H29ZM47 242V243H46ZM116 242H118V243H120V244H118V243H116ZM150 242V241H149ZM177 242V243H176ZM182 243V244H181ZM221 243V244H222ZM90 244H91V246H90ZM48 245V246H47ZM64 245H66L67 246V248H68V253L67 252H65L67 249L65 248L66 246H64ZM180 245V246H179ZM182 245V246H181ZM188 245V246H187ZM223 246H226V245H224V243L222 244ZM54 246V247H53ZM136 246V245H135ZM167 246V245H166ZM234 246V245H233ZM251 246H253V245H251V244H248V245H245V246H243L244 247V249L242 250V248H238L237 249V251H236V249H232V248H230L229 250L231 251V252H237L236 253V255H234V256H232L230 253H229V250H228V254H230V255H228V258L225 256V254H227V253H223V249L222 248H218V250L219 249H221V250H219V251H221V252H217V253H219V255L218 254H216L215 256L218 258L217 260H216V257L215 256H213V257H215L214 259H213V257H212V259H213V261H211L210 259H208V261L210 260L211 262H207V264H221V263H223L224 261H228V260H235V261H239V259H241V258H244V257H246L247 255L246 254H248L249 255V253H248V250L249 251H251L252 253L254 252V250H252V249H247L246 250V247H251ZM8 247V249H10ZM186 247H188V248H186ZM217 247H220L219 246V244H218V246ZM232 247V246H231ZM120 248V249H119ZM167 250H166V249ZM182 248H183V250H182ZM226 248V247H225ZM252 248V247H251ZM7 249V250H8ZM13 249V250H12ZM15 249H17V251L15 250ZM64 249V250H63ZM175 250V252H177ZM227 251V249H224V251ZM0 251H2V249L0 250ZM121 251H123V253L121 252ZM125 251V252H124ZM151 251V252H150ZM173 251V250H172ZM171 251V252H172ZM183 251V252H182ZM189 251V250H188ZM3 252V251H2ZM28 252V251H27ZM39 252V253H38ZM174 252V251H173ZM173 252H172V254H173ZM175 252H174V254H175ZM13 253V254H14ZM65 253H67L68 255H65ZM122 253V254H121ZM135 253V254H134ZM179 253H178V255H179ZM220 253H223V255H221ZM2 254V253H1ZM1 254H0V256H1ZM163 254V255H162ZM171 254V253H170ZM173 254V257L172 256H170V255H168V258H165L164 257V259H162L161 261H165V264H176L177 263V259L180 261H183L184 259H183V257H184V253L182 254L183 255V257H182V255H179V258L177 257L176 259H175V255L177 254H175L174 255ZM251 254V253H250ZM45 255V256H44ZM64 255H65V257H64ZM85 255V256H84ZM125 257H124V256ZM177 255V256H178ZM53 256V257H52ZM104 256V257H103ZM120 256H122V258H125V261H124V263H122L123 262V260L124 259H122V258H120ZM131 258H129V257ZM126 257H127V259H126ZM169 257H170V259H169ZM180 257H182V258H180ZM8 258H9V261H8ZM49 258V259H48ZM68 258V259H67ZM84 258V261L82 260ZM134 258V259H133ZM221 258V259H220ZM224 258V259H223ZM225 258H227V259H225ZM105 259V260H104ZM107 259V260H106ZM120 259H122V260H120ZM183 259V260H182ZM65 260V261H64ZM77 260V261H76ZM114 260V261H113ZM116 260V261H115ZM126 260H127V262H126ZM169 260V261H168ZM186 260V259H185ZM205 260V259H204ZM43 261V262H42ZM104 261V262H103ZM113 261V262H112ZM160 261V262H161ZM175 261V262H174ZM178 261V263H181L182 264V262H179ZM206 261V260H205ZM204 261V262H205ZM11 262V263H10ZM174 262V263H173ZM183 263H184V261H183ZM251 262H249V264H250ZM251 264H255V263H251ZM261 264V263H260ZM263 264H264V261H263Z\"/></svg>",
  "mask_w": 264,
  "mask_h": 264
},
{
  "label": "bare ground",
  "instance_id": "obj_2",
  "mask_svg": "<svg viewBox=\"0 0 264 264\" xmlns=\"http://www.w3.org/2000/svg\"><path fill=\"white\" fill-rule=\"evenodd\" d=\"M4 1H6L9 5H12L11 3L12 2H14V1H17V0H4ZM24 1H26V3L28 4V6H34V7H36V6H38L39 4H40V1L41 0H24ZM55 1V0H54ZM59 1V3L61 4V6H62V10L64 9V10H66L65 8H63V7H65V6H67L68 7V9H70V10H73L74 12L75 11H78V13H82V11H85L86 9L87 10H92V9H95V11L97 10H99V12H98V15L96 14V16H100L101 15V13L103 14V12L102 11H108L110 8H112V9H110L109 11H111V13H115V11L117 12L118 10H117V7H115L116 6V4H113V2L115 3V0L113 1V0H57L56 2H58ZM113 1V2H112ZM136 2H137V6H136V8H134L133 10H132V7H129L128 9L132 12V13H134V15H136V14H143V13H145L146 14V16H147V14L148 15H150V16H152L151 17V19L153 18V22L151 23V27L152 28H155V29H159V31L161 32V33H163V34H166L165 32H168V33H170V35L173 37V38H171L172 40H170L171 42L174 40L175 42H177V40H181V39H184V38H181L184 34H185V31H183L182 33L180 32L179 33V29H178V24H179V22L180 21H182L183 20V13L184 12H186V14H185V18L187 19V22H188V24L189 23H191V21H192V23H193V19H195L194 17L197 15V13L198 14H200V15H204L205 16V14H207L206 15V19H208V18H211V19H208L209 20V22H207L208 20H206V25H207V27H210V26H208L209 25V23L211 24V23H213L214 22V24L216 25V23H218V17H217V15L214 13V11L212 10V9H210L207 5H205L204 4V1L203 0H194V1H197L198 2V4L197 5H195L194 3H192V4H190V5H185L181 0H180V2H181V4L178 6V7H176V8H173V7H171V3H168V4H166L165 3V0H135ZM211 0H207V2H210ZM216 1V0H215ZM214 0H213V2H211L212 4L215 2ZM217 1H219V0H217ZM223 1H227V0H223ZM231 1V0H230ZM23 2V1H22ZM112 2V3H111ZM118 2V1H117ZM222 1L220 0V3H221ZM6 3V4H7ZM103 3H105L104 5H103ZM109 3V4H108ZM111 3V4H110ZM218 3V4H217ZM217 3H215V4H217V7H218V5H219V2H217ZM223 3H225V2H223ZM7 4V5H8ZM25 4V3H24ZM207 4V3H206ZM211 4V5H212ZM214 4V5H215ZM113 5V6H112ZM224 5V4H223ZM228 5V4H227ZM227 5H225V6H227ZM231 5V4H230ZM229 5V6H230ZM104 6V7H103ZM108 6H110V7H108ZM221 6V5H220ZM122 6H120V8H121ZM91 8V9H90ZM107 8V9H106ZM124 8V7H123ZM186 8H188V10L186 9ZM215 8L216 7H213V9L215 10ZM225 8V7H224ZM229 9V8H228ZM230 9H232V8H230ZM38 10V9H37ZM63 10V11H64ZM115 10V11H114ZM120 10H125V8L124 9H120ZM119 10V12H120V14H122L123 13V11L121 12ZM241 10V9H240ZM249 10V9H248ZM96 11V12H97ZM220 11V10H219ZM37 12V16L39 17V18H41V15H40V10H38V11H36ZM101 12V13H100ZM118 12V13H119ZM228 12V11H227ZM241 12V11H240ZM67 13V15H68V12H66ZM136 13V14H135ZM196 13V14H195ZM209 13V14H208ZM211 13V14H210ZM226 13V12H225ZM239 13V12H238ZM69 14H71V12H69ZM83 14H84V12H83ZM215 14V15H214ZM226 14H229V13H226ZM226 14H223L222 16H223V18L231 25V27L233 28V29H235L236 31H237V33L238 32H240L239 31V29H240V27L238 26L239 24H237L236 22H235V18H234V21L232 20H228L227 19V16H226ZM243 14V13H242ZM255 14V13H254ZM95 15V14H94ZM133 15V16H134ZM240 15V14H239ZM244 15V14H243ZM30 16V19H29V22H30V24L29 25H31V28H32V30H26L25 31V34H24V39H23V43L22 44H20L21 45V50L22 51H24V53H25V58H26V60L27 61H29V63L31 64V63H33V60H32V62H30L31 60L29 59V56L30 57H32V55L35 57V55L33 54V53H37L38 52V46H40V44L38 45V43H40L41 41H43L44 42V40L46 41V39H45V37L43 36L42 37V35H40L39 33L37 34L38 36H39V38L40 39H38V40H33L32 39V37L33 38H37V36H35V31L34 30H36V28H34L35 27V24H33L34 23V17H33V14H30L29 15ZM203 16V17H204ZM81 17V16H80ZM135 17V16H134ZM133 17V18H134ZM161 19L162 21H161V23H157V20H155V19ZM205 18V17H204ZM221 18V17H220ZM241 18H243V17H241ZM116 19L118 20V21H116ZM115 19V22H111V20L109 19V20H107L108 22H107V29H106V31H104L105 32V34L106 35H112L110 38L111 39H109L108 40V37H107V39L105 38L106 36H102L103 37V39H99L101 36L99 35V30H98V34L97 35H95V34H93V31H92V33L90 32V31H86V29L84 30V29H79V28H75V27H73V25H69L68 27H66L65 28V31H64V36L63 37H59V36H57L58 34L56 33V36H57V38L54 40V39H52V38H54V37H51V39L57 44V46L56 45H54V46H56L57 48H59L58 50H60L61 49V51L62 50H64L63 51V55H59V56H55L54 58H47V59H45V61H43V63H45L46 62V64H44L45 65V68H47V69H49V71H50V75H51V73L52 72H55L56 71V68L58 67V68H60V67H64V68H70V69H72V70H74V74L75 75H77V76H81L83 73H84V70H83V68H81L80 67V61L82 62V63H84V64H89V65H91L94 69L96 68V61H94V56L95 57H97L96 55H100L101 53V56H102V60L101 61H103L102 63H103V69H102V71H103V73H97L96 74V78H97V83H95V84H97V86L96 87H98L97 89H96V91H99V90H101L100 88V84H101V82H102V80H103V91H104V89H106V88H109V90H111V88H116V90H118L117 91V93L116 94H121V95H130V94H132L134 91H136V90H138V91H145V90H150V91H152L153 92V94H155V101H154V105H160V103H162V100L160 99V98H158V95L159 94H165L168 98H170L172 101H174L175 100V98L177 97V96H180V98L182 97L184 100H186L188 103L187 104H184V103H182V102H179L180 100H178V102H176L177 103V105H178V107L179 108H181L182 110H185V111H193L194 110V108L192 107L193 105L192 104H194V105H196V106H198L199 107V109L197 110L196 108V115L195 114H191L192 116H194V117H192V119L191 118H189L188 116H186V115H183V116H185V117H181V115L179 116L180 117V120H182V121H184V122H187L188 123V125H186V124H184L185 125V127L184 128H182V126H183V124H180L179 123V125L181 126V128L178 126V125H176V126H172V124H171V126H170V128L168 129L167 128V126H166V128L169 130H164V125H165V123L168 121H165V118H167L166 116V114L165 115H162L161 113H160V117L161 118H159L158 120H160L161 121V123L159 122V123H156L158 120H157V118H158V116H157V118L155 119H152V126H150V127H152V129L154 130V128L156 129H159L160 130V133H159V136L161 137L160 138V141L163 143V145H164V147H162L163 145H160V147H162V149H161V151H162V153L164 154V153H166L167 151H165L166 149H168V155H170L174 150L173 149H175V151H177L178 153H179V155L180 154H183V153H185L186 151H187V148H186V145L190 142L189 140H192L190 143H191V148L189 149L188 148V150L189 151H187L188 152V160H189V162L190 163H188V164H190L191 165V167L189 166V172L185 169H183V171H187L188 172V176H189V173H190V168H195V166H196V168L194 169L195 170V172L197 173L200 169H201V173H200V176L201 177H198V175H197V177L198 178H200V180H201V183H200V187L198 188V199L200 200V207L198 206V208H199V210H198V212H197V214H196V216H198L197 217V224H198V229L196 230V227H195V224H194V221H195V217H194V212H189L188 211V209H186L185 208V205L183 206L185 209H186V211H188L192 216H190V214L188 213V219L187 218H181V219H185V222L187 223V225H186V223H183V226L184 225H186L185 227H188V229H190L189 231V233H187V235H192V239H191V236H189V238H190V240L188 239L187 240V244H188V242H190L191 241V243L189 244L190 245V247L188 248V247H186V248H188V249H186V251L184 250V254L183 253H179L177 250H178V248H177V250L175 249L176 247L173 245V238L171 239L172 241H170V242H172V245L175 247L174 249L172 248L171 249V247H172V245H171V243L169 242L168 244H166L165 245V247H168V245L170 244V246H169V250L170 251H167L166 253L168 254L169 252L171 253H169L168 255H170V256H172L173 257V254H174V252H175V250L177 251V252H175V259L178 257L179 258V255H184V257H183V255H182V257H183V261H184V263H183V261H179L178 259H177V263L176 264H181V263H178V261L179 262H182V264H207V262H211V261H213V259L216 257L215 255L216 254H218L219 255V253H217L219 250H221V249H219L218 250V248H222L223 249V253L225 252V253H227V254H225V256L228 258V255H232V256H234V255H236V253L237 252H231L229 249L230 248H232V249H236V251H237V249L238 248H242V250L244 249V247L243 246H245V245H248V244H251V245H253V246H251L250 248L249 247H246V250L247 249H252V250H254V252L252 253L251 251H249L248 250V253H249V255L248 254H246L247 256L246 257H244V258H241V259H239V261H235V260H228V261H224L223 263H221V264H249V262H251V263H255V264H263V261H264V167L262 166V165H264V149H262L261 147H264V119H263V117H264V115L262 116V114H264L263 113V110H264V77H263V80H261V78H262V76L260 77V78H256L257 80L255 81L256 82V85H258V86H255V82H254V79H252L251 81L252 82H250V83H248V78L250 77V75H249V77H247L246 79H245V77L243 76V75H245V74H242V76H243V78L240 80V81H242V80H246L245 82L244 81H242L241 82V85H237V84H235V82L236 81H238V79H239V73L241 72V70H236V68H237V66L238 65H236V68L234 69L233 67H234V65H232L231 67L234 69V70H232V68H227V67H229V66H226V67H224V65L222 64V63H220V61L218 60L217 61V57H216V60H212V59H210V56L209 55H203L204 54V51H202L203 49H205L206 47H205V44L204 45H201L198 41H197V39H196V36H202V35H204L205 36V34H207V36L209 35L208 34V32L210 33L211 31L213 32L214 30H216V28H214V30H213V28L211 29V28H207L206 27V25H204L205 23L203 22L201 25H197L195 28H196V30H197V32H201L202 34L201 35H199V33H196L195 32V36L189 41V40H187L188 41V44L190 43L191 44V46L192 45H194L195 46V48L196 49H194V50H190L189 49V47H187L186 45H184L185 43H184V41L183 40H181L182 42L180 43V41H178L179 43H174V41L171 43V45L170 46H163V44L161 45V44H158V43H156L155 42V40H151V39H149V38H147V37H145V38H143V37H140V36H138V34H137V32L135 31V30H131V29H129L128 27H127V24H126V20L125 19H123L122 20V18L120 19H118V18H116ZM214 19V20H213ZM130 20H132V18L130 19ZM213 20V21H212ZM221 20H223L222 18H221ZM224 20V21H225ZM237 20V19H236ZM79 21H83V19H80ZM172 21H176L175 22V24H170V22H172ZM211 21V22H210ZM220 21V20H219ZM239 21H241V20H239ZM247 21V20H246ZM132 22V21H131ZM216 22V23H215ZM223 22V21H222ZM227 23V24H228ZM240 23V22H239ZM242 23H244V22H242L241 21V24ZM249 23V22H248ZM100 24V23H99ZM228 24V25H229ZM246 24V23H245ZM34 25V26H33ZM190 25V24H189ZM212 25V24H211ZM227 25V26H228ZM249 25V24H248ZM260 25H261V23H260ZM191 26V25H190ZM189 26V27H190ZM222 27H223V25H221ZM244 26V25H243ZM250 26V25H249ZM89 27L93 30V28H94V24L93 23H90L89 24ZM229 27V26H228ZM237 27H239V29L237 28ZM253 27V26H252ZM89 28V29H90ZM90 29V30H91ZM225 29V28H224ZM223 29V30H224ZM183 30V29H182ZM222 30V31H223ZM226 30H227V28H226ZM226 30H224L223 32H225V34H227V35H229V31H230V29H228L229 31H228V33L226 32ZM241 30V29H240ZM251 30V29H250ZM252 30H254L255 31V29H252ZM221 31V30H220ZM220 31H215V33L217 32V36H220V39L218 38L217 40H218V42H220V44L222 45H226L227 43L231 46V50H233V52L231 53L232 55H231V57H233V58H237L236 59V61H238L240 64L242 63V65H240V66H243V65H245V66H243V67H246L247 68V66H250L251 65V63H253V65L254 66H256V68H257V66H258V68L260 67L261 69L263 68V66H264V64H262L263 62H261L262 61V59L259 57V54H258V52L257 51H255L254 49H253V47H248V48H246V47H244V48H246V49H239V48H237V46H236V44L234 43V42H232V39H230V38H228V36H224V33H222L221 34V32ZM248 30H246V32H244V35H248L249 36V34H250V32L251 31H249V33L247 32ZM206 32V33H205ZM212 32L210 33V35H209V37L211 36V34H212ZM243 32H242V34H243ZM256 32V31H255ZM189 33V32H188ZM236 33V34H237ZM245 33H247V34H245ZM101 34V33H100ZM194 34V33H193ZM214 34V33H213ZM231 34V36H232V33H230ZM235 34V35H236ZM252 34V33H251ZM255 34V33H254ZM102 35V34H101ZM169 35V36H170ZM192 35V34H191ZM215 35V36H216ZM240 35V34H239ZM35 36V37H34ZM216 36V37H217ZM263 36V35H262ZM186 37H188V35H187V33H186ZM222 37V38H221ZM247 37V36H246ZM179 38H181V39H179ZM208 38V37H207ZM206 38V39H207ZM235 38V37H234ZM44 39V40H43ZM108 40V41H106V40ZM208 39H210V38H208ZM225 41H224V40ZM99 40H103L102 42H98ZM202 40V39H201ZM239 40H241L240 41V43L242 44V43H244L243 41H242V38L241 39H239ZM238 40V41H239ZM36 41H40V42H36ZM52 41V42H53ZM204 41V40H203ZM213 41V40H212ZM53 42V43H54ZM97 42H98V44H97ZM167 42V41H166ZM103 43V44H102ZM169 43V44H170ZM207 43V42H206ZM240 43L238 44V45H240ZM42 44V43H41ZM78 47H76L77 49H79L80 50V47H81V45H84V44H86V46H87V44H90V46H93L92 47V49H96V52H97V54L96 55H94L95 53H92V52H94V51H92V49H91V51H86V52H88V55H90L91 53V55L88 57V55H87V59L86 58H80V56H79V54H73V55H69V54H67V55H64L65 53V51H68V50H70V49H72V46L75 48V45ZM96 44V46H97V48H95L96 46H94ZM99 44H102V45H99ZM173 44H175L174 46H173ZM177 44H179V45H177ZM189 44V45H190ZM218 44V43H217ZM209 45H210V43H209ZM211 45H213V44H211ZM222 45V46H223ZM229 45H227V46H229ZM135 46H138L137 48L139 49V56H137V57H139V61H138V67H137V64H136V62L134 63V66L136 67H134L133 66V64H131L132 62H133V60L135 59L136 60V55H138L136 52H137V50L138 49H135V53H134V51H133V49H134V47ZM173 46V47H172ZM244 46V45H243ZM243 46H242V48H243ZM83 47V46H82ZM88 47H89V45H88ZM186 47H187V49H189V50H187L186 49ZM220 47V46H219ZM218 47V48H219ZM225 46H223V48H224ZM201 48H203V49H201ZM221 48V47H220ZM223 48H221V49H223ZM228 48H230V47H228ZM89 49V50H90ZM147 49L148 51H146L147 53H144L145 52V50ZM183 49H185V50H183ZM220 49V50H221ZM225 49H227V47L225 48ZM189 51V52H187V51ZM197 50L199 51V52H197ZM218 50V49H217ZM220 50H219V52H220ZM224 50V49H223ZM222 50V51H223ZM182 51H184V52H182ZM221 51V52H222ZM225 51V50H224ZM223 51V52H224ZM227 51V50H226ZM74 52V51H73ZM77 52V51H76ZM86 52H85V54H86ZM201 52V53H200ZM215 52V51H214ZM218 52V51H217ZM220 52V53H221ZM23 53V52H22ZM23 53V54H24ZM184 53H188L187 54V57H191L192 56V59H190L189 60V62H190V64H192L191 62H194L195 64H196V62L195 61H197V64H199V66L200 65H202V62L201 63H198V60H200V58H201V61L203 60V64H204V62H206L207 61V63H209V65H210V61L212 62L211 63V68H212V66H213V68L212 69H214V67H215V69H216V71L217 70H219V71H217L216 73H218V74H220L219 75V77L217 78V85L215 86V90H214V92L212 93V94H210V93H208L209 92V90L211 89L207 84H205V83H203V82H201V83H199L200 82V77L198 78V77H196V75L197 74H194V73H192L191 72V70L190 69H193V65H192V67H190V65L186 68V69H189L190 70V72H191V75H193V77H194V79H196V82L195 81H193L192 80V82H194V83H191V80L189 81V79H188V77L186 76V72L188 71L189 72V70H187V71H185V66H186V63H184V61L185 60H187L186 59V55H183ZM227 53H229V52H227ZM227 53H226V56H227ZM230 54V53H229ZM94 55V56H93ZM176 56V59L174 58V60L173 61H171L172 59L171 58H169V56ZM198 56V57H197ZM205 56H207V57H205ZM222 56V55H221ZM225 56V55H224ZM223 56V57H224ZM229 56V55H228ZM99 57V56H98ZM189 57V58H190ZM196 57L197 58H199V59H196ZM214 57V56H213ZM20 59H23V58H21V57H19ZM33 58V57H32ZM31 58V59H32ZM196 60H195V59ZM221 58V57H220ZM100 59V58H99ZM138 59V58H137ZM215 59V58H214ZM95 60H96V58H95ZM134 60V61H135ZM145 60H147L146 62H151V63H153L154 65H156L157 63H159V64H164L165 66H167L166 67V69H168V74L165 72V73H163L164 71H161L162 73H160V71H157L156 69H155V71H154V69L153 70H151L150 68H148V69H143L142 67H145V66H142V65H144L145 63ZM229 60V61H228ZM228 60H226V64H228L227 62H229V64L231 65V61H230V59H228ZM25 61V59H23V62ZM27 61H26V63H27ZM48 61V62H47ZM225 61V60H224ZM234 61V60H233ZM97 62H99L98 61V58H97ZM141 62V64H139ZM1 63V62H0ZM34 63H35V60H34ZM206 63V64H207ZM239 63H237V64H239ZM158 64V65H159ZM189 64V63H188ZM224 64H225V62H224ZM228 64V65H229ZM43 65V66H44ZM99 65V64H98ZM102 65V64H101ZM148 65V64H147ZM149 65H151V64H149ZM158 65H156V66H158ZM100 66V65H99ZM98 66V67H99ZM152 67H153V65H151ZM150 66V67H151ZM203 66V65H202ZM34 67V66H33ZM148 67V66H147ZM147 67H145V68H147ZM155 67V66H154ZM159 67V66H158ZM145 71V70H147L148 71V73H146L145 75H143L142 74V69ZM157 68V67H156ZM197 68H198V70L200 71H204V70H202V69H199V67H198V65H197ZM200 68H202V67H200ZM225 68V69H224ZM227 68V69H226ZM240 67L238 66V68L237 69H239ZM246 68H244L245 70H246ZM250 68H252V66L250 67ZM259 68V69H260ZM162 70H163V68H161ZM165 69V70H166ZM205 69H206V67H205ZM214 69V70H215ZM249 69V68H248ZM247 69V70H248ZM1 70V69H0ZM19 70V69H18ZM149 70H151V72H152V75L151 74H149ZM197 70V71H198ZM208 70H209V68H208ZM227 70H229L227 73H226V75H227V77H226V75H225V77H223L222 78V76H224V73H223V75L221 74V72H223V71H227ZM263 70H264V68H263ZM112 71H115L114 73H112ZM147 71H145V72H147ZM210 71V70H209ZM237 71H239V72H237ZM13 72V71H12ZM12 72H7V73H4L3 75H5L6 74V76H4V77H6V79H7V81H11L12 80V78H13V73ZM17 72V71H16ZM28 72V71H27ZM34 70H31V71H29L28 72V75H30L31 77L33 76V74H34ZM66 72V71H65ZM144 72V73H145ZM154 72V73H153ZM158 72V73H157ZM195 72V71H194ZM202 72L200 73V75H202V76H204V74L205 73H207L208 71H204V74H202ZM211 72H213V71H211ZM211 72H209V74L207 73V77H210V78H213V79H210V80H214L215 78V76H214V74L215 73H213V75L211 76L210 75V73ZM215 72V71H214ZM230 72H232L233 74H235L234 76H235V78H232L231 76H228L229 75V73ZM262 72V71H261ZM264 72V71H263ZM36 73V72H35ZM70 73V72H69ZM112 73V74H111ZM198 73V72H197ZM231 73V74H232ZM18 74V73H17ZM24 74V73H23ZM149 74V75H148ZM164 74H167L166 76L164 75ZM212 74V73H211ZM230 74V75H231ZM232 74V75H233ZM238 74V75H237ZM22 75V74H21ZM20 75V76H21ZM24 75H26V73L24 74ZM36 75V74H35ZM40 75V74H39ZM49 75V77H51ZM151 75V76H150ZM160 75V76H159ZM188 75H190V73L188 74ZM209 75V76H208ZM216 76H217V74H215ZM53 76V75H52ZM150 77V79H151V77H152V79L153 80H155V81H152L151 80V84H147V82L149 81V78H147V77ZM155 76V77H154ZM199 76V75H198ZM202 76H201V78H202ZM205 76H206V74H205ZM246 76V75H245ZM160 77V78H159ZM228 77H230V79L232 78L233 79V83H231L232 81L230 80V79H228ZM25 78V77H24ZM33 78V77H32ZM146 78H147V80L148 81H146ZM197 78L199 79V80H197ZM222 78V79H221ZM225 78V79H224ZM25 79H27L28 80V77L27 78H25ZM192 79V78H191ZM209 79V78H208ZM260 79V80H259ZM15 80V79H14ZM29 80H30V78H29ZM32 80H35L34 78L32 79ZM106 80V84H104V81ZM204 80V79H203ZM222 80H224V81H222ZM229 80V81H228ZM2 81V80H1ZM6 81V80H5ZM107 81H108V83H107ZM206 81H208V80H206ZM228 81V82H227ZM258 81H260V83L258 82ZM30 82H31V80H30ZM35 82H37L36 80H35ZM63 82V81H62ZM150 82V81H149ZM47 83H49V82H47ZM182 83V84H181ZM211 83V82H210ZM213 83V82H212ZM226 83H230L229 85L228 84H226ZM244 83V84H243ZM246 83V84H245ZM263 85H262V84ZM10 85V83H7V85ZM233 84V85H232ZM253 84V85H252ZM6 85V84H5ZM44 85H46V84H44ZM43 85V86H44ZM68 85V84H67ZM210 85V84H209ZM243 85V86H242ZM245 85V86H244ZM12 86V85H11ZM10 86V87H11ZM42 86V87H43ZM55 86V85H54ZM178 86H180L179 88H178V90H177V87ZM13 87V86H12ZM16 87V86H15ZM37 87V84H35L33 87H32V89H35ZM41 87V86H40ZM46 87V86H45ZM73 87V86H72ZM86 87V86H85ZM119 87V89H117ZM194 87L196 88H198L197 89V91H198V93L196 92V91H194L195 89H194ZM208 87V88H207ZM5 88V87H4ZM7 88V87H6ZM59 88V87H58ZM74 88V87H73ZM212 88H213V86H212ZM15 88L13 87V88H11V90L13 91ZM18 89V88H17ZM43 89V88H42ZM45 89V88H44ZM53 89V88H52ZM55 89V88H54ZM66 89V88H65ZM68 89V88H67ZM66 89V90H67ZM70 89V88H69ZM87 89V88H86ZM209 89V90H208ZM10 90V92H12ZM29 90H30V88H29ZM37 90V89H36ZM40 90H41V88H40ZM40 90H38V91H40ZM65 90V91H66ZM88 90V89H87ZM91 89H89V91H90ZM108 90V89H107ZM107 90H105L104 92H106L107 93ZM109 90H108V92H109ZM113 90V89H112ZM5 91L6 92H8V88H7V90L5 89ZM43 91V90H42ZM47 91V90H46ZM53 91V90H52ZM52 91H50L49 90V94H47V96H49V97H51V95H50V92H52ZM55 91V90H54ZM2 92H4V90L2 91ZM1 91H0V120L1 121H4V123L6 124V126H7V128L8 129H14L15 130V134H16V137L14 138V139H16L15 141L13 140V142L15 143V142H17V140L18 139H22V137H23V135H24V141L26 140V142H27V140H28V136L30 137V133H28L27 134V132H29V131H32V136H34V135H36L37 137L36 138H32L31 137V140H30V145L33 147V144L36 142V141H38L39 140V142L37 143V149H38V145L39 144H41V143H45V145H48V144H50L49 142H51V143H55L56 141H54V139H56L59 143H67L68 141H69V143L68 144H70V140L72 139V137H73V135L72 134H67V133H69L70 132V130H69V132H67V133H60L61 135H58V133L56 132V129L57 128H52L51 126L53 125V123L51 124L49 121V119H48V122L47 121H45L44 123H42L41 124V121H42V119H44L42 116H43V114H42V111H41V113H40V115L42 114V116H40L39 115V112H36L35 110H34V113L36 112V113H38V114H35L36 116L37 115H39V117L37 116V117H32L31 119H29L30 120V124L32 125H30V124H28V125H30V127H29V131H25L26 132V134H24L23 133V135H21L22 137H20V133L18 132L21 128H19L18 127V124H12L11 122L12 121H10L11 120V117L9 116V112H7V111H10V110H7V109H5V101L8 99H11V98H16V96L17 95H22V94H26L27 95V92H29L28 91V88H27V90H25V91H19L20 93H17L18 92V90H17V92L15 91V92H13V93H11V94H8V93H10V92H8V93H2ZM83 92V91H82ZM211 92H212V90H211ZM43 93V92H42ZM45 93L46 92H44V96H45ZM53 93V92H52ZM65 93V92H64ZM76 93V92H75ZM74 93V94H75ZM85 93V92H84ZM83 93V94H84ZM87 93H88V91H87ZM95 93V92H94ZM97 93V92H96ZM99 93V92H98ZM102 93V92H101ZM28 94H30V93H28ZM32 94V93H31ZM55 94H57L56 92L54 93V95L53 96H55ZM80 94V93H79ZM100 94V93H99ZM98 94V95H99ZM108 94H110V95H107V98H109L110 96H112V94H111V91H110V93H108ZM215 94V95H214ZM66 95V94H65ZM69 95H71L70 93H69ZM97 95V94H96ZM106 95L105 94H103V95H101L100 94V96L99 97H97L96 99H97V101H99V103H100V101H103V104L105 103V104H109V103H107L106 102ZM40 96V95H39ZM42 97H44L43 95H41ZM40 96V97H41ZM89 96V95H88ZM165 96V97H166ZM18 97V96H17ZM26 97V96H25ZM32 97V96H31ZM36 97V96H35ZM35 97L34 98H32V99H35ZM41 97V99H43ZM46 97V96H45ZM55 97H57V96H55ZM60 97V96H59ZM79 97H80V95H79ZM117 97V96H116ZM114 98V99H116V101L118 100L117 98ZM38 98V97H37ZM53 98V97H52ZM66 98V97H65ZM84 98V97H83ZM89 98V97H88ZM122 98V97H121ZM181 98V99H182ZM48 99V98H47ZM70 99V98H69ZM113 100L112 99V97H110L109 98V100H108V102H110L111 100ZM136 99V98H135ZM146 99V98H145ZM26 100V99H25ZM28 100V99H27ZM61 100V99H60ZM63 100V99H62ZM75 100V99H74ZM84 100V99H83ZM123 100H124V97H123ZM177 100V99H176ZM39 101V100H38ZM41 101H45V100H41ZM40 101V102H41ZM53 101V100H52ZM55 101H57V100H55ZM54 101V102H55ZM86 101V100H85ZM96 101V100H95ZM121 101V100H120ZM126 101V100H125ZM14 102V101H13ZM49 102H51V101H49ZM83 102V101H82ZM87 102V101H86ZM85 102V103H86ZM114 102V104L116 103L115 101H113ZM119 102V101H118ZM118 102L116 103L117 105H118ZM122 102V101H121ZM134 102L135 101H133V105H134ZM136 102H138V101H136ZM144 102V101H143ZM175 102V101H174ZM18 103V102H17ZM35 103H37V101H35ZM112 103V102H111ZM192 103V104H191ZM5 104V105H4ZM34 104V103H33ZM76 104V103H75ZM77 104H80V102H78ZM94 104V103H93ZM113 104V105H114ZM115 104V105H116ZM123 104V103H122ZM122 104H120L119 103V105L118 106H122ZM146 104V103H145ZM148 104V103H147ZM37 105V104H36ZM100 105V104H99ZM136 105H137V103H136ZM135 105V106H136ZM191 105V106H190ZM7 106V105H6ZM27 106V110H28V108L30 107H28V104L26 105ZM68 106V105H67ZM71 106H72V104H71ZM80 106V105H79ZM105 106V105H104ZM143 106V105H142ZM150 106V105H149ZM14 107V106H13ZM12 107V108H13ZM76 106L73 104V108H75ZM109 107V106H108ZM129 107H130V105H129ZM138 107H139V105H138ZM168 107H170V106H168ZM22 108V107H21ZM32 108H33V106H32ZM40 108V107H39ZM70 108V107H69ZM77 108V107H76ZM82 108V107H81ZM112 108V107H111ZM113 108H115V107H113ZM112 108V109H113ZM118 108L119 107H116L115 109H117L118 110ZM133 108V107H132ZM167 108V107H166ZM14 109V108H13ZM31 109V108H30ZM43 109H45L43 112H45L46 110H47V107L46 108H42V110ZM91 109V108H90ZM125 109H126V107H125ZM124 109V110H125ZM140 109H142V108H140ZM143 109H145V108H143ZM16 110V109H15ZM23 110H24V108H23ZM26 110V109H25ZM33 110V109H32ZM41 110V109H40ZM49 110H50V108H49ZM60 110V109H59ZM76 112H77V110H79V109H74ZM73 109H70V112H69V110H66V111H68L67 113H66V115L64 114V113H62V117H60V115H58L59 116V119H58V116L57 115H55L56 116V118H57V120H59V121H65V123H66V121H68V119L70 118V114H74V111ZM89 110V109H88ZM103 110H105V109H103ZM117 110H115V111H117ZM120 110V109H119ZM128 110V109H127ZM161 110V109H160ZM259 110H260V113H259ZM261 110H262V112H261ZM29 111V110H28ZM87 110H85L84 112H86ZM92 111V110H91ZM94 111V110H93ZM100 111V110H99ZM107 111V110H106ZM121 111V110H120ZM129 111V110H128ZM146 111V110H145ZM180 111V110H179ZM20 112V111H19ZM22 112V111H21ZM20 112V113H21ZM26 112V114H28V116H29V112L27 113V111H25ZM52 112V111H51ZM105 112V111H104ZM119 112V111H118ZM158 112V111H157ZM176 112V111H175ZM258 114H257V113ZM9 113V114H8ZM15 113H18V112H15ZM34 113H31V115L32 114H34ZM82 113V112H81ZM100 113H102V112H100ZM99 113V114H100ZM107 112H105V114H106ZM123 113V112H122ZM129 113V112H128ZM146 113V112H145ZM163 113V112H162ZM168 113V112H167ZM172 113V112H171ZM177 113H178V110H177ZM184 113V112H183ZM49 114H50V112H49ZM52 114H54V113H52ZM64 114V115H63ZM90 114H91V112H90ZM108 114H110V112L108 113ZM112 114V113H111ZM132 114H134V113H132ZM136 114L137 115H133V118H131V122H132V124H133V126H136L137 127V125H141V124H139V122H142V121H144L145 122V119H146V115H144L145 117H144V120H142L141 118V115H138V113L136 112ZM143 114H144V112H143ZM156 114V113H155ZM179 114V113H178ZM177 114V115H178ZM185 114V113H184ZM261 114V115H260ZM22 115V114H21ZM31 115H30V117H31ZM34 115V116H35ZM51 115V114H50ZM86 115V114H85ZM93 115H94V112H93ZM118 115V114H117ZM125 115H126V112H125ZM125 115H124V117H125ZM176 115V114H175ZM73 116V115H72ZM83 115L82 114H78V115H75V117L73 118L74 119V122L76 123V121L77 120H79L81 117H82ZM91 116V115H90ZM97 116V115H96ZM101 116H105V115H101ZM109 116V115H108ZM137 116V117H136ZM138 116H140V117H138ZM151 116V115H150ZM163 116H165V118L163 117ZM190 116V115H189ZM259 116H262V118L261 117H259ZM19 117H21V116H19ZM86 117V116H85ZM100 117V116H99ZM117 117V116H116ZM119 117H120V115H119ZM124 117H120V118H122L123 120H124ZM128 117V116H127ZM147 117H149V116H147ZM174 117V116H173ZM191 117V116H190ZM259 117V118H258ZM22 118H23V116H22ZM25 118V117H24ZM53 118H55L54 116H53ZM52 118V119H53ZM94 118H96V117H94ZM93 118V119H94ZM98 118V117H97ZM120 118L118 119L117 118V120L118 121H121L120 120ZM126 118V117H125ZM164 118V119H163ZM16 119H17V117H16ZM28 119V118H27ZM46 119V118H45ZM72 119V120H73ZM83 119V118H82ZM91 119V118H90ZM112 119V118H111ZM130 119V118H129ZM168 119V118H167ZM179 119V118H178ZM263 120V122H262V120ZM23 120V119H22ZM55 120V119H54ZM71 120V119H70ZM71 120V121H72ZM101 120V119H100ZM114 120V119H113ZM112 120V121H113ZM126 120V119H125ZM142 120V121H141ZM155 120H157V121H155ZM234 120L236 121V122H234ZM15 121V120H14ZM16 121H19V120H16ZM21 121V120H20ZM20 121L18 122V123H20ZM58 121V122H59ZM86 121V120H85ZM102 121V120H101ZM104 121V120H103ZM106 121V120H105ZM105 121L103 122V125H105V124H107L108 125V121H107V123H105ZM116 121V120H115ZM146 121H148V119H146ZM232 121V123L234 122V124H232V123H230ZM29 122V121H28ZM47 122V123H46ZM70 122V121H69ZM73 122V121H72ZM87 122V121H86ZM90 122V121H89ZM92 122V121H91ZM124 122V121H123ZM150 121H148L147 123H149ZM171 122V121H170ZM3 123V124H4ZM17 123V122H16ZM56 123V125L58 124L57 122H55ZM71 123V122H70ZM70 123L68 124V125H70ZM105 123V124H104ZM120 123L121 122H117L116 121V123L114 122L113 123V125L114 124H119L118 126H120ZM146 123V122H145ZM145 123H144V125H145ZM5 124H4V126H5ZM41 124V125H40ZM63 123H61V125H62ZM85 125L87 124V123H84ZM90 123H88V125H89ZM94 124H95V122H94ZM112 124V123H111ZM175 124V123H174ZM11 125H13V126H15V125H17V127L15 126V127H13V126H11ZM47 125H49L50 127H47ZM84 125V126H85ZM113 125H111V126H113ZM148 125H150V124H148ZM6 126H5V128H6ZM26 126V127H27ZM54 126H55V124H54ZM66 126V125H65ZM71 126V125H70ZM73 126H74V124H73ZM73 126H71V127H73ZM90 126H92V124L90 125ZM110 126V123H109V127H111ZM142 126V125H141ZM146 126H147V124H146ZM12 127V128H11ZM47 127V128H46ZM68 127V126H67ZM66 127V128H67ZM81 128H82V126H80ZM104 127H106V126H103V128ZM108 127V128H109ZM114 127V126H113ZM113 127H112V130H113ZM143 127V126H142ZM148 127V126H147ZM4 128V130L7 132V130L8 129H5ZM19 129L18 131H16L17 129ZM30 128H31V130H30ZM107 128V127H106ZM107 128V129H108ZM138 128V127H137ZM145 128V127H144ZM212 128H214V129H212ZM12 129V130H13ZM25 129V128H24ZM65 129V128H64ZM73 129V128H72ZM76 129H79L80 130V128H76ZM85 129V128H84ZM100 129V128H99ZM128 129H129V127H128ZM135 129V128H134ZM14 130L13 131H10V132H7L8 134L9 133H13L14 132ZM23 130V129H22ZM39 130H41V132L39 131ZM60 129L58 128V131H59ZM83 130V129H82ZM96 130V129H95ZM130 130V129H129ZM137 130H139V129H137ZM141 130V129H140ZM140 130L138 131V132H140ZM151 130V129H150ZM83 131H85V130H83ZM104 131V130H103ZM135 131V130H134ZM156 131H158V130H156ZM167 131V132H166ZM18 132V133H17ZM35 132V134H33ZM57 133V136H58V138H59V140L57 139V137H54V135H56V133ZM106 132V131H105ZM111 132V131H110ZM136 132V131H135ZM135 132H132L133 134L135 133ZM152 132V131H151ZM72 133H73V131H72ZM81 133V132H80ZM126 133V132H125ZM131 133V131H129V132H127V135H129V137H131V136H133L132 135V133ZM137 133V132H136ZM141 133V132H140ZM145 133V132H144ZM14 134V133H13ZM18 134V135H17ZM52 134H54L53 136H52ZM73 134H75V133H73ZM112 134V133H111ZM147 134V133H146ZM150 134V133H149ZM156 133H154V135H155ZM11 135V134H10ZM27 137H26V136ZM39 135V136H38ZM78 135H80V134H78ZM81 135H84V134H81ZM103 135H104V133H103ZM141 135V134H140ZM142 135H144V134H142ZM157 135V134H156ZM4 136V135H3ZM17 136L18 137H20V138H18L17 139ZM85 136V135H84ZM118 136H120V135H118ZM145 136V135H144ZM158 136V137H159ZM5 138H3V139H5L6 141V143H7V145H10L11 144V140H10V138L11 137H9V136H4ZM141 137V136H140ZM147 137V136H146ZM26 138V139H25ZM40 138V139H39ZM80 138V137H79ZM84 139H85V137H83ZM117 138V137H116ZM115 138V139H116ZM126 138L128 139V137L126 136ZM13 139V138H12ZM37 139V140H36ZM75 139V138H74ZM74 139H72V140H74ZM130 139V138H129ZM133 139H134V136H133ZM142 139V138H141ZM256 139H260L258 142L256 141ZM33 140H35V141H33ZM71 140V141H72ZM134 140H136V139H134ZM148 140V139H147ZM198 140H200V144H198ZM19 141V140H18ZM53 141V142H52ZM77 141V140H76ZM85 140H83L82 142H84ZM129 141V140H128ZM143 143H144V138H143ZM150 141V140H149ZM157 141V140H156ZM32 142H34L33 144H32ZM81 142V141H80ZM81 142V143H82ZM110 142V141H109ZM120 142V141H119ZM118 142V143H119ZM124 142H125V139H124ZM130 142H132V143H134L133 142V140L132 141H130ZM138 142V141H137ZM137 142H135V143H137ZM141 142V141H140ZM145 142H148V141H145ZM158 142V141H157ZM160 142V143H161ZM166 142V143H165ZM13 143V144H14ZM24 143V142H23ZM72 143L73 142H71V147H72ZM79 143V142H78ZM139 143V142H138ZM137 143V144H138ZM156 143V142H155ZM159 143V144H160ZM206 143H210L208 146H207V144ZM220 143H224V144H222V146L221 147H216L217 145H219ZM15 144H18V143H15ZM26 144V143H25ZM28 144V143H27ZM26 144V145H27ZM76 144V143H75ZM75 144H73V145H75ZM121 144V143H120ZM125 144V143H124ZM129 144H131V143H129ZM153 144H154V142H153ZM206 144V146H207V148H206V146H204L207 150L206 151H203V150H205V148L204 147H202V145H205ZM29 145V144H28ZM45 145H44V147L43 148H45ZM60 145H62V144H60ZM59 144H58V146H57V144L55 145L54 144V146H57V149L58 148H63V146H60ZM111 145V144H110ZM113 145H114V143H113ZM157 145V144H156ZM188 145H190V144H188ZM187 145V146H188ZM5 146V145H4ZM17 146V145H16ZM15 146V147H16ZM35 146V145H34ZM42 146V145H41ZM51 146H53V145H51ZM53 146V147H54ZM66 146H69V145H66ZM82 146V145H81ZM119 146V145H118ZM134 146H135V144H134ZM137 146V145H136ZM135 146V147H136ZM140 146H141V144H140ZM159 146V145H158ZM26 147V150H24V151H27L28 153L26 154V158H28V160L31 162V165L29 166V167H26V169L25 168H23L24 169V171H23V169L21 168V167H23V165L21 166H10V167H4L5 169H7V171L5 170V169H3V171L5 170L6 171V173H7V179H10L9 181H13L14 182V187H15V190L13 191L12 189V191L11 192H14V195H15V192L18 194V192H19V194H20V191H23V189H24V191H26V192H24L25 194L24 195H22L20 198H18V199H16V198H14V196L13 195H11V194H9L11 197H12V199H13V208H11V209H8L9 211H11L10 212V214L8 213L7 215V217L8 218H6L5 216H3L4 214H1V211H4V210H6L4 207H3V202H2V195H1V193L3 194V192H1L4 188H3V186H2V188H1V191H0V218L1 219H4V220H1V221H5V218L7 219V222H8V220H9V222H14L15 223V220L18 218H16V219H13V213H18V212H14V211H20V213H21V211H22V205L24 204V208H23V212L21 213V215H23V213L25 212V210L27 211V212H25V214L26 213H28V214H26L27 216L29 215V213H31V217H28L27 218V216H26V220L28 219H31V218H33L34 219V225H40V222L42 221L41 219H43V217H45L46 216V212L47 211H45V209L47 210V208H48V205L51 203V206L52 205H56L57 207H60L61 205H60V203H61V200H62V202H64V200L66 199V200H68L69 201V199H70V197H72V196H70L71 195V193L73 194V192H71V191H69L70 190V187H64L61 183V181L64 179V178H67L66 176L64 177L63 176V179H61V183H59V181H58V176L56 175L57 174V171H60V170H57L56 172H55V174L53 175V172L51 173L50 171H52V170H50L49 172H46V170L45 171H43V169H42V166L40 167V165H39V163H40V154L43 152V150L44 149H42L41 150V152H39L38 150V153H40L39 155H37V153H36V150L34 151V150H32V149H30V147L28 148V146H25ZM31 147V148H32ZM117 147V146H116ZM121 147V146H120ZM127 147V146H126ZM160 147H159V149H160ZM215 147H216V150H213V149H215ZM245 147H247L248 149H247V155L245 156V154H244V152H245ZM1 148V147H0ZM6 148H7V146H6ZM20 148V147H19ZM28 148V149H27ZM40 148V147H39ZM42 148V147H41ZM75 148V147H74ZM112 148H113V146H112ZM129 148V147H128ZM138 148H140V147H138ZM144 148V147H143ZM148 148V147H147ZM204 148V149H203ZM127 149V148H126ZM140 149H142V147L140 148ZM185 149H186V151H185ZM209 149V150H208ZM7 150V149H6ZM69 150V149H68ZM76 150V149H75ZM110 150V149H109ZM114 150H116V149H114ZM138 150V149H137ZM157 150V149H156ZM23 151V152H24ZM61 151V150H60ZM118 151V150H117ZM124 151H125V149H124ZM127 151V150H126ZM131 151V150H130ZM133 151V150H132ZM142 151V150H141ZM151 151V150H150ZM44 152H46L45 150H44ZM58 152V151H57ZM62 152V151H61ZM69 152V151H68ZM90 152V151H89ZM114 152V151H113ZM123 152V151H122ZM121 152V153H122ZM136 152H138V151H136ZM176 152V153H177ZM183 152V153H182ZM20 153H21V150H20ZM47 153V152H46ZM107 153V152H106ZM109 153V152H108ZM118 153V152H117ZM116 153V154H117ZM128 153H129V151H128ZM144 153V152H143ZM157 153V152H156ZM45 154V153H44ZM115 154V153H114ZM130 154V153H129ZM133 154V153H132ZM141 154H142V152H141ZM42 155V154H41ZM52 155V154H51ZM108 155V154H107ZM113 155V154H112ZM125 156H126V154H124ZM165 155V156H164ZM164 155H159V157H160V160H159V163L157 162V163H155V162H153V163H151V169L152 170H154V171H156V170H164V169H162L163 167H166V165L168 166V162H166L170 157L169 156H166L167 154H164ZM173 155V154H172ZM172 155H170V156H172ZM185 155V154H184ZM38 156V157H37ZM132 156V155H131ZM136 156V155H135ZM142 156V155H141ZM141 156H140V158H141ZM144 156V155H143ZM147 156V155H146ZM182 156V155H181ZM180 156V157H181ZM24 157V158H25ZM42 157V156H41ZM60 157V156H59ZM76 157H78V156H76ZM88 157H90V156H88ZM103 157V156H102ZM105 157V156H104ZM122 157V156H121ZM129 157V156H128ZM134 157V156H133ZM166 157H169L167 160H166ZM46 158V157H45ZM52 158V157H51ZM74 158V157H73ZM108 158V157H107ZM111 158V157H110ZM116 158V157H115ZM126 158H127V156H126ZM136 158V157H135ZM137 158H138V156H137ZM184 158V157H183ZM208 158H212V161H211V163H209L207 166H205V167H203L204 165V163L206 162V161H204L205 159H208ZM44 159V158H43ZM57 159H59L60 160V158H57ZM77 159H79V157L77 158ZM81 159V158H80ZM79 159V161H82V159L80 160ZM121 159V158H120ZM131 159V158H130ZM142 159H145V158H142ZM176 159V158H175ZM190 159H191V161H190ZM53 160V159H52ZM72 160V159H71ZM75 160H76V158H75ZM106 160V159H105ZM113 160V159H112ZM111 160V161H112ZM116 160V159H115ZM125 158H124V162H125ZM127 160H129V159H127ZM126 160V161H127ZM141 160V159H140ZM177 160V159H176ZM49 162L51 161V160H48ZM54 161V160H53ZM53 161H51V162H53ZM57 161V160H56ZM117 161V160H116ZM138 161V160H137ZM157 161V160H156ZM169 161V160H168ZM172 161V160H171ZM177 161H179V160H177ZM187 161V160H186ZM204 161V162H203ZM63 162V161H62ZM66 162V161H65ZM65 162H64V164H65ZM83 162V161H82ZM82 162H80L81 164H82ZM139 162V161H138ZM142 162V161H141ZM151 162V161H150ZM176 162V161H175ZM182 162V161H181ZM45 163V162H44ZM56 162H54V164H55ZM59 163V162H58ZM76 163V162H75ZM128 163V162H127ZM127 163H125V165L127 164ZM136 163V162H135ZM146 163V162H145ZM72 165L74 164V162L73 163H71ZM119 164H120V161H119ZM147 164V163H146ZM170 164H172V163H170ZM43 165V164H42ZM46 165V164H45ZM67 165H68V163H67ZM82 165H85V164H82ZM81 165V166H82ZM107 165V164H106ZM109 165H110V162H109ZM115 165V164H114ZM118 165V164H117ZM138 165V164H137ZM149 165H150V163H149ZM182 164L181 163H179V162H177V163H175L174 165H173V167H170V171H169V173H168V177L170 176H172V175H176V173L178 172V170H179V168H180V166H181ZM197 165H199V166H197ZM58 166V165H57ZM56 166V167H57ZM121 166H122V164H121ZM127 166V165H126ZM131 166V165H130ZM140 166H142V165H140ZM43 167L45 168L46 166H44L43 165ZM60 167H61V165H60ZM60 167H58V168H60ZM70 167H72V166H70ZM114 167V166H113ZM137 167V166H136ZM135 167V168H136ZM169 167V166H168ZM48 168V167H47ZM46 168V169H47ZM50 168H52L51 167V165H50ZM81 168V167H80ZM83 168V167H82ZM85 168V167H84ZM83 168V169H84ZM106 167H104V169H105ZM111 168V167H110ZM120 168V167H119ZM123 168V167H122ZM139 168V167H138ZM150 168V167H149ZM182 168V167H181ZM32 169V173L31 172H29L30 170ZM54 169V168H53ZM69 169V168H68ZM89 169V168H88ZM87 169V170H88ZM107 169H108V167H107ZM116 169H117V166H116ZM124 169V168H123ZM127 169V168H126ZM166 169V168H165ZM188 169V168H187ZM192 169H191V172H192ZM72 170H73V167H72ZM75 170H76V167H75ZM81 170V169H80ZM86 170V171H87ZM115 170V169H114ZM134 170V169H133ZM145 170H146V168H145ZM144 170V171H145ZM147 170L149 171V169L147 168ZM146 170V171H147ZM151 170V171H152ZM167 170H169V169H167ZM5 171H4V175L3 176H5L6 174H5ZM63 171V170H62ZM71 171V170H70ZM69 171V172H70ZM104 171V170H103ZM136 171V170H135ZM138 171V170H137ZM141 171V170H140ZM151 171H149V172H151ZM46 172V173H45ZM68 172V171H67ZM67 172L65 173V175H67ZM72 172V171H71ZM106 172V171H105ZM117 172H120V171H117ZM126 172V171H125ZM161 172V171H160ZM164 172H166L167 173V171H164ZM194 172V174L196 175V173ZM26 173H28L27 175H25ZM47 173H49L50 175H51V177H50V179H49V176L50 175H47ZM79 173H82L81 171H79ZM102 173V172H101ZM114 173V172H113ZM113 173L111 174V175H113ZM121 173V172H120ZM123 173H124V171H123ZM130 173V172H129ZM137 173V172H136ZM179 173V172H178ZM78 174V173H77ZM109 174V173H108ZM125 174V173H124ZM142 174V173H141ZM144 174V173H143ZM142 174V175H143ZM146 174V173H145ZM157 174V173H156ZM159 174V173H158ZM164 174V173H163ZM180 174V176L179 177H181L183 174L182 173H179ZM182 174V175H181ZM184 174L185 175H183V178H184V176H186V172H184ZM191 174V173H190ZM229 174L231 175V174H234L235 176H233L232 178L230 177V180L228 179L227 181L228 182H226L225 184L226 185H224L223 184V181H225V179L227 178V176H229ZM35 175H36V177H35ZM52 175L54 176V179L52 180ZM63 175V174H62ZM71 175H72V173H71ZM82 175H84V171H83V174ZM120 175V174H119ZM126 175V174H125ZM128 175V174H127ZM138 175V174H137ZM141 175V178L143 177ZM150 175H152V174H150ZM70 176V175H69ZM73 176V175H72ZM77 176H79V178H81L80 177V175H77ZM76 176V177H77ZM88 176H89V170L86 172V174L84 175V177H86V179L88 180ZM103 176H104V174H103ZM114 176V175H113ZM117 176H118V174H117ZM122 176V175H121ZM121 176H119V178H121ZM132 176V175H131ZM136 176V175H135ZM145 176V175H144ZM149 176V175H148ZM162 175H160V178H161V187H160V189H156V187H155V189L157 190V192L156 193H158L159 195H160V197L162 196V199L164 198V200L166 201V203H165V201H163L164 203H165V205L167 206L166 207V209H165V207H164V210H166V212L168 211V212H177L178 213V211H177V209H174V207H171V206H169V204L167 203V200H168V198L166 197V193H165V191H164V189H166L167 188V186H166V188H165V184H166V182H168V181H166V179H167V176L165 177V175L164 176H162ZM6 177H3V179L5 178L6 179ZM75 177V176H74ZM75 177V178H76ZM110 177V176H109ZM112 177V176H111ZM128 177V176H127ZM140 177V176H139ZM146 177V176H145ZM190 177H192V176H190ZM62 178V177H61ZM78 178V179H79ZM102 178V177H101ZM103 178H105V177H103ZM114 178V177H113ZM118 178V177H117ZM144 178V177H143ZM150 178V177H149ZM153 178H156V177H153ZM158 178V177H157ZM159 178V179H160ZM176 179H177V177H175ZM187 178V177H186ZM189 178V177H188ZM187 178V179H188ZM193 178V177H192ZM212 178L214 179L213 180V182H211V180H212ZM4 179V180H5ZM36 179V180H35ZM82 179H85V178H82ZM140 179V178H139ZM158 179V180H159ZM171 179V178H170ZM179 179V178H178ZM177 179V180H178ZM190 179V178H189ZM93 180V179H92ZM104 180V179H103ZM106 180V179H105ZM114 180V179H113ZM112 179H111V181H113ZM121 180H123V179H121ZM141 180V179H140ZM140 180H139V182H140ZM144 180V179H143ZM177 180H176V182H177ZM180 180V179H179ZM199 180V179H198ZM3 181V180H2ZM8 181V180H7ZM51 181H54V182H52V183H54L53 185H52V183H51ZM79 181V180H78ZM86 181V180H85ZM90 181V180H89ZM89 181H88V185H87V188H89V189H91V185L93 184H90L89 183ZM116 181V180H115ZM120 181V180H119ZM118 181V182H119ZM148 181V182H147ZM145 180V182L144 183H146L147 182V184H143V182H142V184L143 185H141V190L139 189H137V191H136V194H137V199L135 200L136 201V203L134 202V205H135V207L134 206H132L133 204H131V203H129V204H131L130 205V209H128V210H130V211H127V212H129V215L131 216V219L128 217V218H126L128 221H129V223H128V221H127V223H126V221H125V223H126V226H120V227H116V228H114L113 226H111L112 224H106V223H104V224H99V228H98V225L96 226L97 228H95V229H97V230H100V228H105V230H107V236H109L108 234H110V235H112L113 234V232H117V234H120V236H126V234L125 233H127V236H131V239H129L131 242L132 241H135L134 243H133V245H134V248H135V250H134V252L136 251V256L138 257V258H136L137 260V262H138V264H150L148 261H150V260H148V255L149 254H147V253H149V250H151L152 251V253H154V254H157V256H158V253L160 252L159 250H158V246L160 245L159 243H161V240L163 239V237H165L163 234H161L160 235V237L159 236H157V237H155L156 236V233H155V231H157L158 232V222L159 221H157V220H155L156 218H158V217H156L157 216V214L159 215V213H157V214H155V212H154V210H157L158 209V211H159V209L161 210V208H163L162 206L164 205V203L162 202H160V204L159 203H157V202H153L152 200L150 201V198L148 199V195L146 194V197H147V199H145L144 201V203H141V201H142V193L144 192V190H147V192H149V189L150 188H152L153 187V185H152V183L154 182L153 180V182L151 183V185H152V187H150V182H149V180ZM175 181V180H174ZM174 181H173V183H174ZM195 181V180H194ZM4 182H6V181H4ZM3 182V183H4ZM83 182V181H82ZM92 182V181H91ZM114 182V181H113ZM130 182V181H129ZM134 182H136V181H134ZM155 182H156V179H155ZM154 182V183H155ZM193 182V181H192ZM80 183H81V181H80ZM85 183V184H86ZM102 183H104V181L102 182ZM107 183H108V181H107ZM111 183V182H110ZM109 183V184H110ZM115 183V182H114ZM117 183V182H116ZM121 183V182H120ZM119 183V184H120ZM125 183V182H124ZM137 183V182H136ZM156 183H160V182H156ZM172 183V184H173ZM179 183H182V182H179ZM178 183V184H179ZM186 183H187V185H186ZM195 183V182H194ZM7 184V183H6ZM52 186H51V185ZM76 185H77V182L75 183ZM82 184V183H81ZM84 184V183H83ZM105 184V183H104ZM118 184V185H119ZM168 184H170V183H168ZM177 184V183H176ZM174 185L173 186V188H172V185H170L171 186V189H173V191L175 192L174 193V195L176 194V193H178V191H179V185ZM183 184H185L186 186H188V182L185 180V179H183ZM3 185H5V184H3ZM66 185V184H65ZM108 185V184H107ZM122 185L123 184H121V188H122ZM127 185V184H126ZM131 185V184H130ZM133 185V184H132ZM135 185V184H134ZM137 185V184H136ZM156 185V184H155ZM159 185V184H158ZM193 185V184H192ZM12 186H13V183H12ZM68 186V185H67ZM77 186H79V185H77ZM77 186H76V188H77ZM82 186V185H81ZM80 186V187H81ZM89 186V187H88ZM124 186V185H123ZM138 186V185H137ZM157 186V185H156ZM186 186H183V190H182V195H183V191L185 190V192H186ZM10 187V186H9ZM80 187H78V188H80ZM105 187V186H104ZM110 187V186H109ZM109 187H108V189H109ZM125 187V186H124ZM190 187H192V186H190ZM37 188V189H36ZM75 188V189H76ZM111 188V187H110ZM128 188V187H127ZM134 188H136V187H133V188H130L129 187V189H134ZM195 188V187H194ZM194 188H193V190H194ZM25 189H29V191L27 192V190H25ZM36 189V190H35ZM72 189V188H71ZM101 189V188H100ZM125 189H126V187H125ZM155 189H153V190H155ZM191 188H189V190L188 191H191L190 190ZM197 189V188H196ZM8 190H9V188H8ZM31 190V191H30ZM92 190V189H91ZM91 190H89V191H91ZM122 190V189H121ZM192 190V191H193ZM7 191V190H6ZM73 191V190H72ZM76 191V190H75ZM78 191V190H77ZM81 190L79 189V192H80ZM93 191V190H92ZM92 191H91V193H92ZM99 191V190H98ZM109 191V190H108ZM113 191V190H112ZM131 191V190H130ZM129 191V192H130ZM143 191V192H142ZM168 191V190H167ZM191 191V192H192ZM146 192V191H145ZM152 192V191H151ZM150 192V193H151ZM154 192V191H153ZM5 193V192H4ZM7 193V192H6ZM98 193V192H97ZM100 193V192H99ZM105 193V192H104ZM169 193V192H168ZM173 193V192H172ZM181 193V192H180ZM16 194V195H17ZM21 194H23L22 192H21ZM96 193H94V195H93V197H97L98 196V198H96L97 199V202H99L98 203V205L100 204L102 207V209L100 208V207H98L97 205V209H99L100 208V210H101V212L100 213H105V205H104V202L102 201V197H100V194L98 195V194H96ZM126 194V193H125ZM124 194V195H125ZM133 194V193H132ZM145 194V193H144ZM152 194V193H151ZM171 194V193H170ZM191 194V193H190ZM101 195H103V194H101ZM158 195V196H159ZM177 195V197H178V194H176ZM186 195H189V194H187L186 193ZM10 196H8V197H10ZM75 196V195H74ZM108 196V195H107ZM115 196V195H114ZM130 196V195H129ZM144 196V195H143ZM191 196V195H190ZM19 197V196H18ZM37 197H39V204H38V206L36 207V206H34V207H36V209H34L33 207H31L32 206V204H33V201H35L36 200V198ZM108 197H110V196H108ZM125 197V196H124ZM128 197V196H127ZM150 197V196H149ZM175 197V196H174ZM67 198H69V199H67ZM76 198H77V196H76ZM79 198L80 197H78V200H79ZM186 199L187 198H189V196H186L185 197ZM192 198V197H191ZM8 199V198H7ZM10 199V198H9ZM8 199V200H9ZM12 199H10V200H12ZM38 199V198H37ZM64 199V200H63ZM74 199V198H73ZM90 199H92V198H90ZM96 199H95V201H96ZM111 199V198H110ZM135 199V198H134ZM144 199V198H143ZM154 199V198H153ZM175 199V198H174ZM185 199V200H186ZM6 200V199H5ZM81 200H83V201H85L86 199H82L81 198ZM108 200V199H107ZM128 200V199H127ZM154 200H156V199H154ZM159 200V199H158ZM18 201H22V205H21V210L20 209H18L17 210V208H18V206H19V204H18ZM67 201V202H68ZM72 201V200H71ZM132 201V200H131ZM130 201V202H131ZM134 201V200H133ZM8 202H10V201H8ZM37 202H38V200H37ZM79 202V201H78ZM77 202V203H78ZM106 202V201H105ZM111 202V201H110ZM121 202V201H120ZM129 201H127L126 203H128ZM169 202V201H168ZM172 202V201H171ZM199 202V201H198ZM19 203H21V202H19ZM32 203V204H31ZM72 203V205H71V207L70 208H72V206H73V203H75V202H71ZM71 203H69V204H71ZM81 203H82V201H81ZM80 203V204H81ZM84 203V202H83ZM86 203V202H85ZM85 203H84V205H85ZM133 203V202H132ZM5 204V203H4ZM29 204H31V208L29 207ZM35 205L37 204L36 203V201H35V203H34ZM62 204V203H61ZM80 204H78L79 206H80ZM88 203H86V205H87ZM92 204V203H91ZM144 204V205H143ZM188 204V203H187ZM191 204V203H190ZM54 205V206H55ZM83 205V206H84ZM86 205H85V207H86ZM94 205H95V203H94ZM107 205V204H106ZM120 205H122V204H120ZM128 205V204H127ZM164 205V206H165ZM12 206V205H11ZM51 206H49V208H51ZM53 206V207H54ZM55 206V207H56ZM74 206H76V205H74ZM175 206V205H174ZM10 207V203H7V205H6V208H9ZM47 207V208H46ZM82 207V206H81ZM79 208L78 207V209H79V212H80V209H82V208ZM159 207H161V208H159ZM187 207V206H186ZM4 208V209H3ZM33 208V209H32ZM121 208V207H120ZM3 209V210H2ZM73 209L74 208H72V211H73ZM76 209V208H75ZM108 209H109V207H108ZM111 209V208H110ZM114 209V208H113ZM153 209V212L151 211ZM181 208H179V210H180ZM185 209H183V211L185 210ZM189 209H190V207H189ZM48 210H50V209H48ZM77 210V209H76ZM83 210H84V208H83ZM117 210H119V209H117ZM117 210H116V212H117ZM55 211H56V208H55ZM71 211V212H72ZM92 211V210H91ZM97 211V210H96ZM123 211H124V209H123ZM157 211V212H158ZM162 211V210H161ZM191 211V210H190ZM8 212V211H7ZM44 212H45V216H44ZM76 212V211H75ZM84 212V211H83ZM115 212V211H114ZM120 212V211H119ZM126 212V211H125ZM125 212H120V213H125ZM127 212L125 213L126 215H127ZM180 212V211H179ZM3 213V212H2ZM74 213V212H73ZM78 213V212H77ZM93 213V212H92ZM94 213H96V212H94ZM98 213V212H97ZM108 213V212H107ZM106 213V214H107ZM130 213H132V215L130 214ZM161 213V212H160ZM163 213H164V211H163ZM186 213V212H185ZM5 214H6V212H5ZM48 214V213H47ZM52 214H53V212H52ZM81 216L82 215H84V214H82V213H79ZM91 214V213H90ZM105 214V215H106ZM124 214V215H125ZM169 214V213H168ZM173 213H171V215H172ZM178 214H180V213H178ZM2 215V216H1ZM20 214H19V216H21ZM99 215V214H98ZM101 215V214H100ZM100 215H99V217H100ZM115 215V214H114ZM113 214H112V216L111 215H107V217H106V219L108 218H110V216L111 217H113L114 216ZM117 215H119V219L118 220H124L123 219V217L124 216H120L121 214H117ZM116 215V216H117ZM125 215V216H126ZM16 216V214L14 215V217ZM24 216V215H23ZM22 216V217H23ZM72 216H74V215H72ZM75 216H77V215H75ZM93 216H94V214H93ZM96 216H97V214H96ZM109 216V217H108ZM170 216V215H169ZM173 216H175V215H173ZM178 216V215H177ZM177 216H175L176 218H175V220L178 218ZM183 215H181V217H182ZM21 217V218H22ZM80 217V216H79ZM84 217V216H83ZM99 217L98 218H96L97 219V221H95L96 219H95V216L93 217L95 220V222H97L98 223V221L100 220L99 219ZM118 217V216H117ZM117 217H115L116 219H117ZM167 216H165V218H166ZM104 218V217H103ZM115 218H112V219H115ZM168 218V217H167ZM20 219V218H19ZM23 219H25L24 217H23ZM44 219H46V217L44 218ZM99 219V220H98ZM105 218H104V220H106ZM112 219H110V221L112 220ZM159 219V218H158ZM169 219V218H168ZM171 219H173V218H171ZM170 219V220H171ZM179 219L180 218H178L177 220H178V222L177 223H179ZM180 219V220H181ZM130 220H131V222H130ZM155 221V223L154 222H152V221ZM24 221V220H23ZM22 221V222H23ZM45 220H43V222H44ZM114 221V220H113ZM116 221V220H115ZM9 222H8V224H9ZM24 222H26V221H24ZM100 222V221H99ZM123 222V221H122ZM121 222V223H122ZM168 222V221H167ZM172 222V221H171ZM173 222H174V220H173ZM172 222V223H173ZM45 223V222H44ZM101 223V222H100ZM111 223V222H110ZM114 223V222H113ZM116 223H117V221H116ZM158 223V224H157ZM180 223H181V221H180ZM12 223H10V229H12L13 228V226H18V227H20L19 225H21L20 224V221H19V223H18V225H14L13 224V226L11 225ZM43 224V223H42ZM41 224V225H42ZM96 224V223H95ZM118 224V223H117ZM41 225H40V227H41ZM45 225V224H44ZM103 225V227H101ZM128 225V226H127ZM162 225H166V224H162ZM169 226H170V224H168ZM180 225V224H179ZM178 225V226H179ZM46 226V225H45ZM168 226V227H169ZM18 227H16L17 229H18ZM40 227H39V229L38 230H40ZM171 227V226H170ZM180 227H181V225H180ZM185 227H182L184 230H186V228ZM118 228V229H117ZM165 228H166V226H165ZM164 228V229H165ZM16 229V230H17ZM19 229H21V228H19ZM18 229V230H19ZM48 229V228H47ZM94 229V230H95ZM149 229V230H148ZM162 229V228H161ZM164 229H162V231L164 230ZM168 229V228H167ZM183 229H181L182 231H183ZM187 229V230H188ZM17 230V234L19 233V235H24V234H26V235H24V236H26L27 238H28V236H29V238H28V240L30 241H28L27 239H26V242L28 241V243H27V251H25L24 252V254H25V256H26V253H27V263L29 262V264L30 263H32L33 262V255H34V251H35V249H36V246H38L39 245V243L40 244H42V241L43 240H40L39 238L40 237H42V235L40 236V237H38L39 236V234L41 233V232H39V234H38V230H33V229H31V230H27V232L25 233L24 231H23V233L24 234H22V230H20V231H18ZM94 230H93V232H94ZM102 230V229H101ZM104 230V229H103ZM145 230H148V233H149V237L151 238V240L149 239V240H147L146 238H145V233L147 232H145ZM160 230V229H159ZM166 230V229H165ZM164 230V231H165ZM171 230H172V228H171ZM178 230V229H177ZM179 230H180V228H179ZM196 230V231H195ZM200 230V232H202L200 235L198 234V232L197 231H199ZM15 231V230H14ZM13 231V232H14ZM29 231H31V232H29ZM51 231H53V230H51ZM161 231V230H160ZM167 231V230H166ZM168 231H170V230H168ZM209 231H213V233L215 232V234L216 233H218L217 235L220 237V241H223V243H224V245H226V246H223L219 241H217V242H219V243H217V246H218V244H219V246L220 247H217L216 246V243L214 242V241H212L213 240V238H214V235L213 234H211V232L209 233V236H207V234H208V232ZM54 232V231H53ZM56 232V231H55ZM54 232V233H55ZM171 232H173V230L172 231H170L169 233L170 234H172ZM178 232V231H177ZM184 232V235H185V231H183ZM183 232H180V233H183ZM9 233H11V232H9ZM50 233V232H49ZM52 233V232H51ZM112 233V234H111ZM161 232H159V233H157V234H160ZM168 233V232H167ZM179 233V234H180ZM196 233V234H195ZM12 234V233H11ZM14 234V233H13ZM15 235V237H13V241H16V242H18V235ZM42 234V233H41ZM53 234V233H52ZM51 234V235H52ZM56 234V233H55ZM129 234V235H128ZM164 234H165V232H164ZM169 234V235H170ZM176 233H175V231H174V235H175ZM4 233H2V232H0V238H1V242H5V240H4ZM47 235V234H46ZM50 237H51V235L50 234H48ZM95 235V234H94ZM115 235V234H114ZM173 235V236H174ZM181 235V234H180ZM184 235H182V236H184ZM217 235H216V237H217ZM54 236V235H53ZM119 236V237H120ZM168 236V235H167ZM211 236H213V238L211 237ZM11 237V238H12ZM97 237V236H96ZM112 237V236H111ZM114 237V236H113ZM185 237V236H184ZM187 237V236H186ZM209 237V238H208ZM215 237V238H216ZM54 238H55V236H54ZM122 238V237H121ZM126 238V237H125ZM125 238H122V239H124V241H125ZM170 238V237H169ZM188 238V237H187ZM17 239V240H16ZM34 239V240H33ZM97 239H101V238H96V240ZM107 239V238H106ZM114 239V238H113ZM134 239V240H133ZM210 239H212V240H210ZM222 239V240H221ZM40 240V241H39ZM53 239H51V241H52ZM108 240V239H107ZM182 240H183V237H182ZM49 241V240H48ZM53 241H55V239L53 240ZM118 241V240H117ZM150 241V242H149ZM4 242L2 243L3 244V246L6 244H4ZM16 242H13V244L12 243H9V244H11L13 247L15 246L14 244L16 243ZM50 242V241H49ZM103 242H105V239H104V241ZM123 242V241H122ZM166 242V241H165ZM168 242V241H167ZM47 243V242H46ZM91 243H93V241L91 242ZM106 243V242H105ZM116 243H118V242H116ZM120 243H121V241H120ZM120 243H118V244H120ZM125 243H126V241H125ZM177 243V242H176ZM17 244V243H16ZM182 244V243H181ZM7 245V244H6ZM10 245V247H9V245H7V247H5L4 246V248H1L2 249V251H0V254H1V259L3 258L2 257V255L4 254V253H6V251H7V254H8V251H11V246ZM136 245V246H135ZM234 245V246H233ZM17 246V245H16ZM16 246H15V248H16ZM48 246V245H47ZM64 246H66V245H64ZM90 246H91V244H90ZM180 246V245H179ZM182 246V245H181ZM188 246V245H187ZM232 246V247H231ZM0 247H2V246H0ZM8 247L10 248V249H8ZM54 247V246H53ZM226 247V248H225ZM67 250L65 251V252H67L68 253V248H67V246L65 247ZM0 249V250H1ZM3 249H5V250H3ZM8 249V250H7ZM120 249V248H119ZM166 249V248H165ZM224 249H227V251L225 250L224 251ZM13 250V249H12ZM16 251H17V249H15ZM64 250V249H63ZM167 250V249H166ZM174 252H173V251ZM182 250H183V248H182ZM189 250V251H188ZM228 250H229V253L230 254H228ZM150 251V252H151ZM159 251V252H158ZM173 252V254H172V252ZM15 251H13V253H14ZM122 253H123V251H121ZM125 252V251H124ZM158 252V253H157ZM219 252H221V251H219ZM12 252H9V254H11ZM11 254V255H14V257H12V258H15V253L14 254ZM39 253V252H38ZM67 253H65V255H68ZM121 253V254H122ZM178 253H179V255H178ZM223 253H220L221 255H223ZM3 255L4 257H5V260H7V257L6 256H8V257H10V255ZM65 255H64V257H65ZM163 255V254H162ZM168 255L166 256V254H165V258H168ZM178 255V256H177ZM45 256V255H44ZM85 256V255H84ZM124 256V255H123ZM150 256V255H149ZM213 256H215V257H213ZM220 256V255H219ZM53 257V256H52ZM104 257V256H103ZM125 257V256H124ZM129 257V256H128ZM156 257V256H155ZM164 257H162V259H164ZM182 257H180V258H182ZM212 257H213V259H212ZM11 258V257H10ZM120 258H122V256H120ZM130 258V257H129ZM151 258H153V256L151 257ZM157 258V257H156ZM155 258V259H156ZM227 258H225V259H227ZM33 259V260H32ZM49 259V258H48ZM68 259V258H67ZM122 259H124L123 260V262L122 263H124V261H125V258H122ZM122 259H120V260H122ZM126 259H127V257H126ZM131 259V258H130ZM134 259V258H133ZM162 259H160V261L162 260ZM169 259H170V257H169ZM186 259V260H185ZM206 261H205V260ZM208 259H210L209 261H208ZM218 258L216 257V260H217ZM221 259V258H220ZM224 259V258H223ZM3 260H4V258H3ZM12 261V264H18V262H17V260H15V259H11ZM83 261H84V258L82 259ZM105 260V259H104ZM107 260V259H106ZM128 260V259H127ZM127 260H126V262H127ZM215 260V259H214ZM8 261H9V258H8ZM65 261V260H64ZM77 261V260H76ZM114 261V260H113ZM112 261V262H113ZM116 261V260H115ZM160 261L158 260V262L160 263ZM164 261V260H163ZM169 261V260H168ZM205 261V262H204ZM10 262V263H11ZM43 262V261H42ZM104 262V261H103ZM165 262V261H164ZM175 262V261H174ZM173 262V263H174ZM34 263V262H33ZM115 263V262H114ZM114 263H110V264H114ZM158 263V264H159ZM250 263V264H251ZM109 264V263H108ZM135 264V263H134ZM162 264V263H161Z\"/></svg>",
  "mask_w": 264,
  "mask_h": 264
},
{
  "label": "flooded vegetation",
  "instance_id": "obj_3",
  "mask_svg": "<svg viewBox=\"0 0 264 264\" xmlns=\"http://www.w3.org/2000/svg\"><path fill=\"white\" fill-rule=\"evenodd\" d=\"M183 17H184V16H183ZM185 17H186V16H185ZM183 19H184V18H183ZM180 22H181V21H180ZM180 22H179V23H180ZM173 24H175V23H173ZM178 25H179V24H178ZM178 29H180V28L178 27ZM188 29H189V28H188ZM183 31H184V30H183ZM183 31H181V33H182ZM179 33H180V32H179ZM194 36H195V32H194ZM191 39H192V37L190 38V40H191ZM196 39H197V36H196ZM137 47H138V46H135V47H134V49H133L134 53L136 52L135 49H138V48H139V47H138V48H137ZM144 50H145V49H144ZM204 50H205V49H204ZM146 51H148V50L146 49L144 53H147ZM211 51H212V49H211ZM138 52H139V49H138L137 52H136V53L138 54V55H136V57H135L136 60H139V57H137V56H139V53H138ZM137 58H138V59H137ZM134 60H135V59H134ZM134 60H133V61H134ZM181 84H182V83H181Z\"/></svg>",
  "mask_w": 264,
  "mask_h": 264
},
{
  "label": "crops",
  "instance_id": "obj_4",
  "mask_svg": "<svg viewBox=\"0 0 264 264\" xmlns=\"http://www.w3.org/2000/svg\"><path fill=\"white\" fill-rule=\"evenodd\" d=\"M207 36V35H206ZM208 38H209V35H208ZM211 39V38H210ZM54 134H52V136H53ZM61 135V134H60ZM54 137H57V139L59 140V138H58V136L57 135H54ZM57 141V140H56ZM120 226H122L123 227V225L122 224H120V223H118V224H115L113 227L114 228H116V227H120ZM118 229V228H117ZM136 253V252H135ZM134 253V254H135ZM154 256V259L156 258L155 256L157 255V254H153ZM165 255V254H164ZM138 258V257H137ZM137 260V259H136ZM138 261V260H137ZM138 263V262H137ZM165 264V262L164 261H161L159 264Z\"/></svg>",
  "mask_w": 264,
  "mask_h": 264
}]
</instances>
